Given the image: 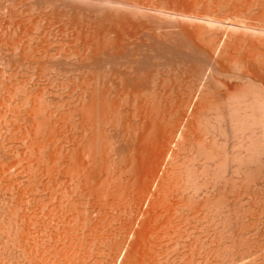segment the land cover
<instances>
[{
    "label": "bare ground",
    "instance_id": "1",
    "mask_svg": "<svg viewBox=\"0 0 264 264\" xmlns=\"http://www.w3.org/2000/svg\"><path fill=\"white\" fill-rule=\"evenodd\" d=\"M28 1V0H27ZM32 1V0H31ZM30 0H29V2H31ZM54 0H47V2L51 5H54L55 3H52ZM66 1V0H65ZM69 1V0H68ZM87 1V0H86ZM94 1H96L97 2V4H98V2L100 3H106V2H108L109 4H107L108 6L110 5V7H112V5H114V6H116V7H113V8H117V9H119L120 7L119 6H121L122 4H125V5H127V4H129L130 6H132V7H135V8H133V9H135V11H138V10H136V8H140L139 7V5H137V4H135V3H130V2H124L123 0H94ZM225 1H227V0H225ZM245 1V0H244ZM249 1V0H248ZM258 1H259V3H258ZM21 2H24V1H22L21 0ZM55 2H57V0L55 1ZM79 2V1H78ZM77 2V3H78ZM210 2V1H209ZM218 2V1H217ZM251 2V1H250ZM254 2V3H253ZM27 3V2H26ZM25 3V4H26ZM38 3V2H37ZM76 3V2H75ZM100 3V4H101ZM111 3H112V5H111ZM153 3V2H152ZM224 3V2H223ZM254 4V5H252V7H255V3H256V6L258 5V4H261L260 6H262L261 8H260V6L258 5L257 7H259V10L261 9V13H263L264 12V0H257V2L255 1V0H253L252 2H251V4ZM17 4H19V3H17ZM16 4V5H17ZM23 4V3H22ZM49 4H47L45 7H47L46 9L48 10V8H49ZM82 4H84V2L82 3ZM88 4V3H87ZM251 4H250V6H251ZM7 5H8V3H7ZM19 5H21V3L19 4ZM106 5V4H105ZM104 5V6H105ZM117 5H118V7H117ZM218 5H220V4H218ZM217 5V6H218ZM230 5V4H229ZM10 6V5H9ZM24 6V5H23ZM32 6H36V5H32ZM79 6V5H78ZM197 6V5H196ZM225 6V5H224ZM232 6V5H231ZM6 7V6H5ZM25 7V6H24ZM23 7V8H24ZM29 7V6H28ZM51 7H53V6H51ZM57 7V6H56ZM61 7V6H60ZM75 7V6H74ZM73 7V8H74ZM87 7H89V6H87ZM100 7V6H99ZM123 7H126L125 9H127L128 10V8H127V6H121V8H123ZM132 7H130V8H132ZM223 7V6H222ZM242 7V6H241ZM8 8V7H7ZM15 8V7H14ZM14 8H13V10H14ZM71 8V7H70ZM76 8V7H75ZM91 8H92V6H91ZM108 8V7H107ZM113 8H112V10H113ZM120 8V9H121ZM129 8V9H130ZM201 8V7H200ZM208 8V7H207ZM206 8V9H207ZM225 8V7H224ZM235 8V7H234ZM233 8V9H234ZM249 8V7H248ZM5 9V8H4ZM29 9H30V7H29ZM45 9V10H46ZM61 9H62V7H61ZM83 9V8H82ZM90 9V8H89ZM141 9V8H140ZM211 9V8H210ZM250 9H251V7H250ZM254 9V8H253ZM6 10V9H5ZM4 10V11H5ZM9 10H11L10 8H9ZM21 10H22V8H21ZM50 10V9H49ZM66 10V9H65ZM64 10V11H65ZM76 10H77V8H76ZM80 10H81V7H80ZM92 10H94V9H92ZM115 10V9H114ZM160 10H163V9H160ZM222 10H224V9H222ZM256 10V9H255ZM3 11V12H4ZM8 11V10H7ZM18 11V10H17ZM27 11V10H26ZM36 11V10H35ZM68 11V10H67ZM87 11V10H86ZM97 11V10H96ZM120 11V10H119ZM129 11V10H128ZM131 11V10H130ZM135 11H134V13H135ZM140 11V10H139ZM142 11H145V10H142L141 9V12ZM174 11V10H173ZM197 11V10H196ZM200 11V10H199ZM2 12V13H3ZM20 12V11H19ZM31 12V11H30ZM46 12V11H45ZM48 12V11H47ZM52 12L53 11H51V12H49V13H44V16H46V17H49L51 20L48 22V26H47V31H46V29H45V31L46 32H52L53 31V28L55 29V27H56V20H54V18H53V14H56L57 15V18H59L58 19V23L60 22V21H66V23H64V26L63 27H65V26H67L68 24H70L69 26H70V30H71V24H72V26H76L77 28L79 27V24H80V22L81 21H78V20H76V19H71V20H66V13H62V12H59V13H53L52 14ZM117 12H118V10H117ZM123 12V11H122ZM127 12V11H126ZM133 12V11H132ZM178 12H180V11H178ZM213 12V11H212ZM2 13H1V15H2ZM5 13V12H4ZM10 13V12H9ZM34 13V12H33ZM71 13V12H70ZM88 13V12H87ZM95 13V12H94ZM97 13V12H96ZM103 13V12H102ZM116 13V12H115ZM121 13V12H120ZM128 14H129V12H127ZM139 14H140V12H138ZM137 12H136V19H137V14H138ZM149 13V12H148ZM148 13H147V15H148ZM218 13H220V12H218ZM217 13V14H218ZM226 13V12H225ZM231 13V12H230ZM22 14V13H21ZM110 14V13H109ZM121 14H123V13H121ZM144 14V13H143ZM164 14V13H163ZM179 14V13H178ZM198 14V13H197ZM7 15V14H6ZM10 15V14H9ZM19 15V14H18ZM53 15V16H52ZM68 15V14H67ZM91 15V14H90ZM96 15V14H95ZM117 15V14H116ZM115 15V16H116ZM132 15H133V13H132ZM135 15V14H134ZM134 15H133V17H134ZM150 15V14H149ZM187 15V14H186ZM216 15V14H215ZM261 16H262V14H260ZM3 16V15H2ZM15 16V15H14ZM25 16V15H24ZM76 16V15H75ZM105 16V15H104ZM107 16V17H106ZM105 17H106V20H104L103 19V17H102V19H103V21L104 22H106L107 21V19H108V15H106ZM112 16H114V15H112ZM111 16V17H112ZM119 16H120V14H119ZM123 16V15H122ZM121 16V17H122ZM124 16H129V17H131V12H130V15H127V14H124ZM167 16V15H166ZM185 16V15H184ZM192 16V15H191ZM198 16V15H197ZM211 16V15H210ZM213 16V15H212ZM219 16V15H218ZM233 16V15H232ZM260 16V18H264V13H263V16L261 17ZM16 17V16H15ZM35 17V16H34ZM62 17H63V19H62ZM68 17H70L69 15H68ZM72 17V16H71ZM78 17V16H77ZM81 17V16H80ZM111 17H109V19L111 18ZM128 17V18H129ZM145 17H146V14H145ZM173 17H176V16H173ZM181 17V16H180ZM189 17V16H188ZM196 17V16H195ZM199 17V16H198ZM236 17V16H235ZM18 18V17H17ZM29 18V17H28ZM49 18H48V20H49ZM56 18V17H55ZM64 18H65V20H64ZM86 18H88V17H86ZM93 18V17H92ZM94 18H95V16H94ZM116 18V17H115ZM114 17L112 18V19H110L111 20V22L110 21H107L106 23H107V25L108 26H106V24L104 23H102L103 21L100 19L99 20V18H98V20H97V22H99V23H97L96 22V26L98 25V27H94V28H92L93 30H90V32H92L91 33V35L92 36H90L91 38H85L83 41H82V43L80 44V46H78L79 44L78 43H80V42H78V41H76V42H78L77 44V46H78V48L75 46V44H74V46L77 48H75L74 46H73V44H72V46H73V50L74 49H76V50H74V52H72L71 50V52L69 51H65V53H64V55H62L61 56V54L59 55V53H56L55 51H53V50H50L51 52H54V54L52 53H50V51H49V48L46 46V47H44L45 45L44 44H42V45H44L43 47H37V49L35 50L36 52H34V53H36V54H34L33 53V55L35 56V57H37L38 59H37V61H40V60H42V59H45V58H47V60H48V58L49 59H51V60H54V58H59V57H61V58H63L64 59V61L66 60L68 63H70V64H75V63H78V66H77V68H78V71L76 70V71H73V70H71V72L73 71L74 72V74H79V75H82V76H87V77H82V78H86L87 79V83H85L84 81H86V79L85 80H82V85H81V92H82V90H84V92H82V93H84L83 95H82V93H80V91H79V93L83 96H81L80 94V96H81V99H79V101L80 100H84L83 98L84 97H86L85 99L87 100V102L85 103V102H83V101H81V102H83L84 104H82L81 102V104L79 105V106H84V110H82L81 111V114H80V116H81V118H83L84 120H85V115L87 114V119H86V121H84L85 123L87 122V124H85V126L84 127H87V132L85 131L86 129L84 128V133H87L86 135L83 133V135L84 136H86V137H83V135H81L82 133L80 132V134H79V136H82L81 138H86L87 140V153H85V150H86V148L84 149V147H82L83 148V150L84 151H82V150H80V152L82 151L84 154H87V159L85 158V157H83V156H86V155H83L82 156V154L79 152V155H81V157H78L79 155H77L78 153H75L76 152V150L74 151V153H70L71 151L70 150H72V148H73V146H75V144L74 145H72L73 143H71L69 140H67V134L65 135L66 137L65 138H62V137H64V134L66 133H64L63 132V130H62V132H61V129L62 128H64V130L66 129L65 127H62L61 128V126L63 125V124H61L60 125V127H57L58 125L57 124H59L60 122H58V121H61V120H58V121H56V119H54V118H52L53 120H51V121H49L50 123V130H48L49 128H48V124L46 123H41L40 122V120H37L36 121V118H38L39 117V113H41V111H40V109H39V100H40V98L38 99V95L32 100V101H30V104H31V110L28 112V113H26V115H28V117L29 118H27L26 120L28 121V119H29V121L31 122V123H29V125H28V127L29 128H26V129H28L27 131H26V133L24 132V134L25 135H23L24 137H23V141L22 142H24L25 143V141H27V146L26 145H24V147H23V145H21L24 149H26L27 148V150L29 149L30 150V152L31 153H29V155L26 157V158H28L29 159V156L31 157V155L30 154H33V152H34V150H39L40 152V154L38 155V152H36L35 154H36V156H35V154H33L34 155V158H33V155H32V159L29 161V160H27L26 162L27 163H25V165H23V158H21L22 159V161H19L20 160V158L19 159H17L18 160V162L15 160L16 159V157H19V156H21V155H18V154H16L17 152L15 151L16 149H17V147H16V149L14 148L15 147V145H13V142L11 141V143L10 144H12L14 147V149L15 150H13L11 147H12V145H10V148L13 150V151H15V154H14V152L13 153H11V152H9V151H7L8 153H9V155L10 154H12V155H15L14 157H12V155H10V156H8V153H7V155H3L2 153V150L0 151V155L2 154V156H4L3 158L5 159H3L2 158V156H1V158H0V182L1 181H5L6 183H10L11 184V186H10V188L8 189V188H5V191H4V188L2 187V185L5 183H2L1 184V187L2 188H0V189H3V191L1 190L0 191V194L2 193V192H5V195H6V193L8 192V191H10V194H9V197H8V195H6L7 197H8V200L6 199L7 197H5V199L7 200V202L4 200V202H2L1 200V203L0 204H2V205H5V206H2L3 208H4V212H3V209H2V211L1 212H3V213H1L0 214V217H2L3 216V218H4V216H5V219H3V218H1L0 219V264H89V263H92L91 261H93L95 264H97V262H98V260L100 261L99 263L101 264L102 262L104 263V261H105V259L104 258H102V257H100L101 259H102V261L100 260V259H98L99 257L98 256H100L99 254H104V252L103 251H106L107 250V248L106 247H108V249H109V245L108 244H110V243H112L110 240H109V236H108V240H106L104 237H105V233L103 232V231H101V229L99 228L98 229V227H99V225H98V223L99 222H96V221H94L93 222V224L91 223L93 220H96L97 218H89V217H93L92 215H93V213L92 214H90L91 216H89V214H88V212L89 211H91V209L93 210V209H96V210H93V211H97V212H99L100 210L102 211V209L103 210H108L107 209V207H106V209L104 208V205L106 206V204L108 205V203L110 204V202H108L107 203V201H114L112 198H116V199H118V200H115L113 203H115V204H112V207L109 205L108 206V208H112V210H113V208H114V210L115 209H117L119 206H117L116 204H118L119 202H120V199L122 200V198H124L123 199V201H121V203L120 204H122V202H124L123 204H127V202L130 204L131 202H134L136 199V197L137 196H139L138 197V199H139V201L137 202V204L136 205H138V203H139V205L138 206H140V203H146L147 201H149V204L151 203V205H152V210H151V206L150 205H147V207L148 206H150V207H148V210L145 208L144 210H146V211H149L146 215H144L143 213H142V218L144 217V216H148L147 218V221H146V223H145V225L143 226V228H142V226H141V228H142V230H141V228H140V230L138 231L137 230V234H135V236L134 237H136V240H138L137 241V243L135 242V240L134 241H131L132 243H133V245H130V242H129V246L130 247H132V246H134V243H136L135 245H136V247H135V249H133L134 251H133V254H132V248H129V246H127L128 248L127 249H130L131 250V252H130V250H128L127 252H129L130 254H132V255H128V253H126L125 255H127L126 257L124 256V257H121V259H124V262H122V264H171V259L169 258V250H170V245H172V242L174 241H176V243L175 244H178V243H181L180 242V240H181V238L183 237V234L182 235H180V233H182V231H184V230H182V226H181V224L182 223H180L181 221H180V219L181 218H179V216L180 215H178L179 214V211H182L183 209H181V207H179V205H181L178 201V196L177 195H179L178 193H180V191H177V190H179V189H175L176 191H174V188L173 187H171V182L173 181L172 179H174L175 178V176H177L176 174H175V176L174 177H171L170 178V176H172L173 175V173L174 172H170V163H168V160H172V158H170L169 159V156L170 155H172V152H173V145L175 144V142L176 141H179L180 139H181V142H182V135L183 134H185L184 132L186 131H184V128L187 126V122H186V119H185V116H187L186 115V108H189L190 106H191V104H193L192 102L194 101V99L197 97V95L199 96V94L201 95L202 93H204V91L207 89V87H209V84H207L208 83V80H209V78L211 77L212 78V76H213V78H214V76H215V74H217V76L219 75V76H221V77H225V79H229V81H233L234 79L235 80H241L242 81V83L245 85V87L243 86V88H240L239 87V83L237 82V84H234V83H236V82H229V81H225V82H222V81H224V79H222V81L221 80H216V83H217V81H218V83H217V85H222V86H224V87H226L229 91H231V92H227V93H229L228 94V96L227 95H225V96H227V102L225 101V103L227 104V111H230V112H228V114L230 113L231 115H234V114H237V115H240L241 117H239L240 118V121H238L239 120V118H238V116H234V119H233V116H231L230 118H232V120L235 122V123H240V125H245L244 126V128H246V129H249V126L252 124V125H254V123H256V124H261L260 125V127H261V129H260V127L258 128L257 127V125H256V127H253V129L254 128H258V129H254L255 131H256V133H257V131L259 130L260 132H258L257 134H258V139H256L255 138V140L257 141V140H259L260 141V143H258L259 141H257L256 143L258 144L257 146H256V148H258V149H256V148H253V147H255V145H256V143H255V140L254 141H249L250 143H254V145H253V143L252 144H250V143H248V144H250V147L253 145V149L251 150V148L249 149V147H248V151H246V148L245 147H243L244 149H245V151H246V154H245V151H244V158H242L241 159V161H243L242 162V164L241 165H243L245 162H247L248 164H247V167H248V165H250V166H252L251 164H249L250 162H253V164H254V162H256L255 164H254V166H256L257 165V163L259 162V164H258V166H259V169H260V167L262 166L263 168L261 169V170H264V164H262L261 166H260V163H264V158H262V157H264V155L263 156H261L262 155V153L264 154V23H263V20H261L260 22L261 23H263V24H260V25H262V26H259V24H258V26L257 25H255L256 23L254 22V25L255 26H253V24H250V23H246V24H248L247 25V32H245L246 31V29H245V31H242L241 29H238V27L239 26H237V30H233L234 28H233V24L234 23H236L235 21H234V23H232V25H231V27L229 26V30L230 31H234L233 33L235 34L236 32V34H235V36H233V34H231V36H229L230 35V33L231 32H229L227 35L229 36L228 38H223V36L221 35V38L219 39V42H216V43H209L210 45L208 46V44H207V41H210V40H212V39H210L211 38V36L209 35V33H208V35L210 36V38H208L207 36V38L209 39V40H207V38L204 36V35H202L203 34V32L205 31H200V27H201V23L199 24L200 25V27H198L199 28V31L201 32H199L198 30V35H194V32L196 31V30H194V32L192 31V29L190 30L192 33V35H194L195 37H196V39H195V37L194 36H190L191 34L189 33V30L187 31L186 29H185V34L186 33H188L189 35H187V36H190L189 38L191 39V37H192V39L190 40L187 36V41L189 40L190 41V43L191 44H193V46L190 44V46L191 47H194V51L196 50V52H197V50H198V52H200V54L199 53H197V56L199 55V57H197V56H193L194 54L196 55V52H194L193 54H192V52H190L189 54L191 55V58L192 59H190V61L191 60H195L196 59V57L197 58H199L200 59V61H202V62H198L199 61V59H198V63L196 62V65H195V61L193 62L194 63V65L193 66H191V65H189V67L191 66V68H190V70H189V68H188V66H187V70H185V71H188L189 72V75H187L186 77H183V71L182 72H180V73H182V75L177 71V69H175V71L174 72H176L177 71V73L178 74H180V76H178V77H180L179 79H178V77L177 76H175V77H177V79H176V84H175V86H174V82L171 84V85H173L172 87L173 88H169V86L168 85H170V84H168L167 83V81H169V79L171 80V79H175V77H174V75H176L177 73H174L173 74V76H171V68L169 67V70L167 71V69H165V68H168V66L169 65H167V64H169L170 63V65L171 64H173V63H171V62H167L168 60H166V65L167 66H165V62H163V65H161V63H160V65L159 64H157V65H154V66H151V65H153L152 63L153 62H151V63H149L150 61H151V59H150V57L149 58H147V53L145 52L144 54H143V52H144V50H145V48H144V50H143V47L142 46H145V44L147 45L149 42H147L146 43V41H144V39L146 38V40H147V37H149V36H147L148 34L147 33H149V35L151 36V33L150 32H147V30H148V28H150V27H148V28H146L145 27V25L143 24V22L142 23H140L139 21V23L142 25H140L142 28H140V26H139V30H138V27H137V30H134V29H136V24L134 23L133 25H134V27L133 26H130V29H129V27H126V25L125 26H123V25H120V26H117V25H119V24H123L124 22L125 23H127L128 21H129V23L131 22V20H128L127 18V20L128 21H126V20H123V19H121L120 17L118 18L119 20H121V21H118V20H114L113 21V19H115ZM132 18V17H131ZM206 18H208V17H206ZM239 18V17H238ZM256 18V17H255ZM4 19V18H3ZM21 19V18H20ZM68 19V18H67ZM145 19V18H144ZM156 19V18H155ZM190 19V18H189ZM194 19V18H193ZM210 19V18H209ZM213 19V18H212ZM225 19V18H224ZM83 20V19H82ZM94 20V19H93ZM138 20V19H137ZM137 20H135V21H137ZM149 20V19H148ZM159 20V19H158ZM161 20V19H160ZM165 20V19H164ZM173 20H174V18H173ZM172 20V21H173ZM201 20V19H200ZM227 20V19H226ZM233 20V19H232ZM260 20V19H259ZM0 21H2V20H0ZM21 21V20H20ZM22 21H23V19H22ZM87 21V20H86ZM101 21V22H100ZM118 21V22H117ZM122 21H123V23H122ZM5 22V21H4ZM7 22V21H6ZM28 22V21H27ZM33 22V21H32ZM45 22H46V20H45ZM108 22L109 23H113L114 25H116L114 22H116L117 23V27L116 26H112V25H109L108 24ZM146 22V21H145ZM150 22H152L151 20H150ZM149 21H148V23H150ZM159 22V21H158ZM200 22V21H199ZM222 22V21H221ZM232 22V21H231ZM239 22V21H238ZM240 22H242V23H244V21L242 20V21H240ZM239 22V23H240ZM247 22V21H246ZM249 22V21H248ZM259 22V23H260ZM2 23V22H1ZM29 23V22H28ZM57 23V24H58ZM128 23V25H132L131 23L129 24ZM147 23V22H146ZM208 23H210L209 21H208ZM214 23H217V22H213V24ZM219 23V22H218ZM225 23V22H224ZM239 23H236V24H239ZM14 24V23H13ZM20 24V23H19ZM32 24H34V23H32ZM138 24V23H137ZM167 24V23H166ZM203 24V23H202ZM223 24V23H222ZM24 25H25V23H24ZM63 25V24H62ZM82 23H81V27H82ZM89 25H90V23H89ZM204 25H206L207 26V29H208V25L207 24H205L204 23ZM203 25V26H204ZM211 25V24H210ZM217 25H219V24H217ZM235 25V24H234ZM240 25H241V23H240ZM7 26H10V25H7ZM36 26V25H35ZM58 26H59V24H58ZM68 26V27H69ZM162 26V25H161ZM198 26V25H197ZM206 26H205V28H206ZM214 26V25H213ZM221 26V25H220ZM244 26V25H243ZM243 26H241V27H243ZM13 27V26H12ZM25 27V26H24ZM60 27V26H59ZM131 27L133 28L132 30H131ZM152 27V26H151ZM154 27H156V26H154ZM154 27L153 28H150L151 30L152 29H154ZM177 27V26H176ZM180 27H182V26H180ZM236 27V26H235ZM4 28V27H3ZM45 28V27H44ZM156 28H159V26L158 27H156ZM155 28V29H156ZM162 28V27H161ZM174 28H175V26H174ZM185 28H186V26H185ZM192 28H193V26H192ZM209 28H210V26H209ZM211 28H213V27H211ZM215 28V27H214ZM226 28V27H225ZM245 28H246V26H245ZM15 29V28H14ZM65 29V28H64ZM69 29V28H68ZM68 29H67V31H68ZM73 29V28H72ZM80 28H78V29H76V31L77 30H79ZM81 29H86L85 30V34L87 35V23H86V26L85 27H82ZM181 29H183L184 30V28H181ZM181 29H179V31L180 32H184V31H182ZM188 29V28H187ZM197 29V28H196ZM202 29V28H201ZM216 29V28H215ZM218 29V28H217ZM224 29V28H223ZM9 30H10V27H9ZM39 30V29H38ZM56 30V29H55ZM162 30H164V29H162ZM173 30V29H172ZM203 30V29H202ZM210 30V29H209ZM209 30H207V32L209 31ZM212 30V29H211ZM222 30V29H221ZM228 30V31H229ZM239 30L241 31L240 33H239ZM33 31V30H32ZM58 31V30H57ZM73 31H75V30H73ZM80 31V30H79ZM79 31H77L76 33L77 34H80V32ZM157 31V30H156ZM167 31V30H166ZM166 31H164V32H166ZM176 31V30H175ZM187 31V32H186ZM216 31V30H215ZM227 31V30H226ZM13 32H15V30L13 31ZM25 32V31H24ZM27 32V31H26ZM37 32V31H36ZM81 32H82V30H81ZM153 32H155V31H153ZM152 32V33H153ZM158 33H155V34H157L156 35V37L158 36V38H160L159 37V35H165L164 34V32H161V29L160 30H158L157 31ZM160 32V33H159ZM172 34H173V32L174 31H170ZM170 32H169V34H170ZM179 32V33H180ZM210 32V31H209ZM243 32V33H242ZM245 32V33H244ZM4 34H5V32H3ZM23 33V32H22ZM32 33V32H31ZM53 33H54V31H53ZM161 33H163V34H161ZM168 33V32H167ZM174 33H176V32H174ZM196 33V32H195ZM206 33V32H205ZM12 34H15V33H12ZM20 34V33H19ZM33 34V36H34V33H32ZM68 34V33H67ZM72 34V33H71ZM147 34V35H146ZM159 34V35H158ZM181 34V33H180ZM180 34H178L177 35V33L175 34L176 36H178V40H180V39H185L186 37L182 34V35H180ZM207 34V33H206ZM223 34H226V33H223ZM238 34V35H237ZM28 35V34H27ZM46 35V34H45ZM44 34H43V36H45ZM51 35V34H50ZM85 35V36H86ZM153 35V34H152ZM174 35V36H175ZM215 35V34H214ZM217 35H218V33H217ZM226 35V36H227ZM237 35V36H236ZM1 36V35H0ZM16 36V35H15ZM21 36V35H20ZM32 36V35H31ZM48 36V35H47ZM78 36V35H77ZM147 36V37H146ZM184 36V37H183ZM198 36V37H197ZM30 37V36H29ZM40 37H41V35H40ZM46 37V36H45ZM44 37V38H45ZM66 37H68V36H66ZM80 37V36H79ZM153 37V36H152ZM154 37H155V35H154ZM152 38V39H154V40H156V37L155 38ZM165 37H167V35L165 36ZM169 38H173L174 39V41L176 40V38H174V37H172V36H168ZM181 37V38H180ZM215 37V36H214ZM219 37V36H218ZM15 38V37H14ZM18 38V37H17ZM27 38V37H26ZM39 38V37H38ZM50 38H51V36H50ZM49 38V39H50ZM60 38V37H59ZM62 38V37H61ZM64 38V37H63ZM151 38V37H150ZM162 38V37H161ZM229 38H231V39H229ZM1 39H3L2 37H1ZM28 39V38H27ZM48 39V40H49ZM56 39V38H55ZM149 39V38H148ZM151 39V41H153ZM165 39H167L168 40V38H165ZM182 39V40H183ZM216 39H218V38H216ZM227 39H229V40H227ZM6 40V39H5ZM4 40V41H5ZM11 40H13L12 38H11ZM22 40H24V39H22ZM26 40V39H25ZM24 40V41H25ZM35 40V39H34ZM42 40V39H41ZM66 40V39H65ZM76 40V39H75ZM81 40H82V38H81ZM161 40V39H160ZM170 40H172V39H170ZM169 40V41H170ZM182 40H181V46H183L185 43V47L182 49V47L180 46V45H178V50L179 51H181V50H183V52L185 53V49H187V46L189 45L185 40H183V42H182ZM10 41V40H9ZM21 41V40H20ZM20 41H17V42H15L13 45V48L14 49H16V51H18V49L20 50V46L21 45H23V44H21L20 43ZM27 41V40H26ZM28 41H30L29 39H28ZM31 41L33 42V39H31ZM35 41H38V40H35ZM51 40H49V42L48 43H52V42H50ZM56 41V40H55ZM59 41V40H58ZM64 41V40H63ZM142 41V42H141ZM148 41V40H147ZM149 41H150V39H149ZM162 41V40H161ZM160 41V42H161ZM173 41V42H174ZM14 42V41H13ZM31 42V43H32ZM39 42V41H38ZM42 42V41H41ZM43 42H45V39H44V41ZM47 42V41H46ZM75 42V43H76ZM138 42H140V43H138ZM155 42H158V41H154L153 43H155ZM166 42V41H165ZM165 42H161V44H159V45H162V43H165ZM212 42H214V41H212ZM23 43V42H22ZM28 43H30V42H28ZM54 43V42H53ZM60 43V42H59ZM58 43V44H59ZM62 43V42H61ZM65 43V42H64ZM145 43V44H144ZM167 43H171V42H167ZM177 43V42H176ZM175 43V44H176ZM180 43V41H178V43L177 44H179ZM184 43V44H183ZM21 44V45H20ZM40 44V43H39ZM57 44V43H56ZM57 44V45H58ZM69 44V43H68ZM150 44H152V43H150ZM176 44V45H177ZM188 44V45H187ZM1 45V44H0ZM28 45V44H27ZM26 45V46H27ZM35 45V44H34ZM33 44H32V46H34ZM47 45H49V44H47ZM51 45V44H50ZM187 45V46H186ZM2 46V45H1ZM28 46H30V44L28 45ZM52 46V45H51ZM50 46V47H51ZM59 46V45H58ZM62 46H63V43H62ZM71 46V47H72ZM154 46V45H153ZM155 46H157V45H155ZM163 47L164 46H166V44L164 45H162ZM162 46H160V47H162ZM175 46V45H174ZM179 46L181 47V48H179ZM12 47V46H11ZM35 47V46H34ZM53 47V46H52ZM57 47V46H56ZM71 47H69V49H72ZM141 47H142V50H141ZM148 47H150V46H148ZM159 47V46H158ZM162 47V48H163ZM172 48H173V45L171 46ZM177 47V46H176ZM189 47V46H188ZM191 47H189V48H191ZM1 48V47H0ZM3 48H5V47H3ZM31 48V47H30ZM30 48H27V47H22V49H21V51L22 52H20V53H22V54H20V55H22V56H26L27 54H26V51H28V50H31ZM61 48V47H60ZM157 48V47H156ZM188 48V49H189ZM6 49V48H5ZM50 49H52V48H50ZM147 49H149V48H147ZM146 49V50H147ZM177 50V48H174V50ZM192 49V48H191ZM190 49V51H192ZM8 50V49H7ZM6 50V51H7ZM58 50V49H57ZM56 50V51H57ZM63 50H64V48H63ZM62 50V51H63ZM66 50V49H65ZM152 49H150V52H152L151 51ZM156 49L154 48V51H155ZM158 50V49H157ZM159 50H160V48H159ZM164 50V51H163ZM163 50L161 51V53H163L162 55L164 56V57H166L167 56V54H168V52L170 51V52H172L171 50L172 49H167V47L164 49L163 48ZM177 50V51H178ZM15 51V50H14ZM15 51V52H16ZM142 51V52H141ZM178 51V52H179ZM160 52V51H159ZM169 52V53H170ZM177 52V53H178ZM188 52H189V50H187V57H189L188 55ZM0 53H1V51H0ZM11 53V52H10ZM30 53V52H29ZM32 53V52H31ZM153 53V52H152ZM151 53V54H152ZM156 53V52H155ZM160 53V54H161ZM176 53V52H175ZM174 53V56L176 57V54ZM183 53V54H184ZM9 53H7V55H8ZM17 53H15V55L14 56H17L16 55ZM23 54H26V55H23ZM157 54H158V51H157ZM159 54V55H160ZM183 54H177L178 55V58H181V57H184V56H180V55H183ZM202 54H204L203 56L205 57V55H206V57L204 58L203 57V59H206V61L204 60L203 61V59L201 60V58L200 57H202V56H200V55H202ZM239 54H240V56H239ZM10 55V54H9ZM29 55V54H28ZM142 55H143V57H142ZM153 55V54H152ZM171 55H173V54H171ZM171 55L169 56V57H171ZM185 55V56H186ZM149 56H151L150 54H149ZM180 56V57H179ZM195 58V59H193V57ZM235 56H238V57H236L235 58ZM18 57H21V56H18ZM52 57H53V59H52ZM154 57H156V54L154 55ZM153 56H152V58H154ZM164 57H163V59H164ZM7 58V57H6ZM16 58V57H15ZM25 58V57H24ZM28 58V57H27ZM34 58V57H33ZM60 58V59H61ZM157 59H158V57H156ZM159 58H160V56H159ZM174 57H172L171 59H173ZM190 58V57H189ZM234 58V59H233ZM4 59V58H3ZM8 59V58H7ZM21 59V58H20ZM148 59H150V61H148ZM161 59V58H160ZM182 59V61L181 62H183V59H185V58H181ZM188 59V58H187ZM235 60V65L233 64V63H231V65L233 64L234 66H239L241 63L243 64V66L245 67V70L244 71H240V69H238V68H235L234 66V68L233 67H231L233 70H234V72L233 71H229V70H227V69H225V67L223 68V66H225V64H226V61H230V60ZM16 60H18V59H16ZM15 60V61H16ZM21 60H23V59H21ZM33 60V59H32ZM56 60V59H55ZM153 60V59H152ZM176 60V59H175ZM4 61H6V59L4 60ZM4 61H3V63H4ZM9 62H10V60H8ZM14 61V60H13ZM20 61V60H19ZM49 61V60H48ZM58 61H60L59 59H58ZM155 61V60H154ZM164 61V60H163ZM171 61V60H170ZM174 61V60H173ZM180 61V60H179ZM178 61V62H179ZM189 61V60H188ZM187 61V62H188ZM7 62V61H6ZM22 62V61H21ZM25 62H26V60H25ZM30 62V61H29ZM184 62H185V60H184ZM3 63L1 64V62H0V64L1 65H3ZM17 63H18V61H17ZM35 63V62H34ZM39 63V62H38ZM45 63V62H44ZM48 63V62H47ZM52 63V62H51ZM50 63V64H51ZM55 63V62H54ZM53 63V64H54ZM61 63V62H60ZM180 63V62H179ZM178 63V64H179ZM193 63H190V64H193ZM59 64V63H58ZM154 64H156V63H154ZM174 64H175V62H174ZM177 64V63H176ZM181 64V63H180ZM242 64H241V66H242ZM4 65H5V63H4ZM8 65H9V63H8ZM11 65V64H10ZM22 65H24V64H22ZM46 65V64H45ZM48 65H49V63H48ZM56 65V64H55ZM5 66H7V65H5ZM21 66V65H20ZM42 66V65H41ZM65 66H67V65H65ZM155 66H156V68L158 69H156L155 68ZM157 66H159V68L157 67ZM165 66V67H164ZM172 66V65H171ZM174 66V65H173ZM185 66H186V63H185ZM184 66V67H185ZM229 66H230V64H229ZM2 67V66H1ZM8 67V66H7ZM22 67V66H21ZM27 67V66H26ZM48 66H46V68H47ZM53 67H54V65H53ZM52 67V68H53ZM60 67V66H59ZM69 67V66H68ZM163 67V69H161ZM193 67V68H192ZM243 67V68H244ZM3 68H4V66H3ZM3 68H1V70L3 69ZM28 68V67H27ZM35 68V67H34ZM43 68V67H42ZM50 68H51V66H50ZM65 68V67H64ZM76 68V69H77ZM155 68V69H154ZM175 68V67H174ZM174 68H172V69H174ZM180 68V67H179ZM239 68H241L240 66H239ZM7 69V68H6ZM69 69V68H68ZM72 69H73V67H72ZM151 69V70H150ZM4 70V69H3ZM8 70V69H7ZM10 70V69H9ZM8 70V71H9ZM44 70V69H43ZM50 70V69H49ZM48 70V72L50 73V71ZM52 70V69H51ZM57 70V69H56ZM155 70L157 73H154L153 71ZM182 70V69H181ZM237 70V71H236ZM5 71V70H4ZM15 71V70H14ZM18 71V70H17ZM20 71V70H19ZM32 71V70H31ZM42 71V70H41ZM40 71V72H41ZM46 71V70H45ZM55 70H54V68H53V71L52 72H54ZM70 71V70H69ZM165 71H167V72H165ZM173 71H172V73H173ZM236 71V72H235ZM1 72V71H0ZM44 72V71H43ZM47 72V73H48ZM61 72H63L62 70H61ZM60 71L58 72V74L59 73H61ZM72 72V73H73ZM168 72H170V73H168ZM7 74V71L6 72H4V73H2L1 72V74ZM9 73V72H8ZM46 73V72H45ZM47 73H46V75H47ZM55 73V72H54ZM66 73V72H65ZM64 73V74H65ZM70 74V73H68V75H66V76H69L70 77V75H73V74ZM44 73H42V75H43ZM58 74L56 73V75L58 76ZM156 74H158V77L160 76L159 74H163V77L164 78H162V76H161V78L164 80H162L161 78H160V80L159 81H162V82H166L163 86H161V84H160V87H159V83H161V82H159L157 79H158V77H156L157 79H155V81L157 80L159 83H157V82H153L154 81V77L152 78V76L153 75H156ZM185 74H188L187 72L185 73ZM7 75H9V74H7ZM6 75V76H7ZM50 75V74H49ZM55 75V74H54ZM61 75V74H60ZM2 76H4V75H2ZM17 76V75H16ZM40 76V75H39ZM44 76V75H43ZM62 76V75H61ZM63 76H65V75H63ZM65 76V77H66ZM218 76V77H219ZM10 77V76H9ZM41 77V76H40ZM55 77V76H54ZM53 77V78H54ZM74 77V76H73ZM72 77V78H73ZM79 77V76H78ZM173 77V78H172ZM223 77V78H224ZM227 77V78H226ZM3 78H5V79H7L5 76L3 77ZM27 78V77H26ZM25 78V79H26ZM32 78V77H31ZM44 78V77H43ZM47 78V77H46ZM58 78V77H57ZM63 78V77H62ZM75 78H77V76L75 77ZM81 78V79H82ZM210 78V79H211ZM2 79V78H1ZM10 79H11V77H10ZM10 79H8L9 81H10ZM14 79V78H13ZM23 79V78H22ZM41 79V78H40ZM56 79V78H55ZM79 79V78H78ZM152 79H153V81H152ZM196 79V82L194 81H192V80H195ZM220 79V78H219ZM4 80V79H3ZM15 80V79H14ZM13 80V81H14ZM44 80V79H43ZM52 80V79H51ZM69 80V79H68ZM150 80H151V82H153L155 85H156V87L158 86L159 88L158 89H156V87L154 86V84H152V83H150ZM177 80H179L178 82H177ZM213 80V79H212ZM11 81H12V79H11ZM35 81V80H34ZM38 81V80H37ZM75 81V80H74ZM211 81V80H210ZM214 82H215V80H213ZM67 82V81H66ZM79 82V81H78ZM186 82H188V86H187V84H186ZM240 82V81H239ZM0 83H2V82H0ZM8 83V82H7ZM10 83V82H9ZM38 83V82H37ZM56 83V82H55ZM72 83V82H71ZM99 83H101V84H99ZM241 83V84H242ZM4 84H5V82H4ZM12 84V83H11ZM83 84H84V87H83ZM85 84H87V86H85ZM150 84L151 85H153L154 86V88L156 89V91H153V90H155L154 88H152L151 86H150ZM166 84H168L167 85V87H166ZM183 84H184V86H183ZM70 85V84H69ZM74 85V84H73ZM170 85V86H171ZM214 85H216V84H214ZM2 86V85H1ZM0 86V87H1ZM4 86V85H3ZM6 86V85H5ZM10 86V85H9ZM24 86V85H23ZM66 86V85H65ZM181 86L182 87H184V90H185V86H187L186 88V90L185 91H183V90H180L181 89ZM221 86V90H222V87ZM7 87H8V85H7ZM6 87V88H7ZM10 87H13L12 85L10 86ZM9 87V88H10ZM31 87V86H30ZM29 87V88H30ZM45 87V86H44ZM60 87V86H59ZM68 87V86H67ZM73 87V86H72ZM219 86H217V88H218ZM82 88H84V89H82ZM87 88V89H86ZM176 88L178 89V92H179V90H180V92L183 94V92H186V96L185 97H183L182 98V100L183 101H180L179 103L181 104H179L180 105V107L178 106V108H176L175 106V108H173V106L171 105V103L173 104V101H171V99L168 101V100H166V98H164V95L167 93L168 94V92L169 91H174V90H176ZM214 88V87H213ZM21 89V88H20ZM63 89V88H62ZM189 89V90H188ZM209 89V88H208ZM212 89V87H211V85H210V90ZM216 89V88H215ZM219 89V88H218ZM224 89V88H223ZM227 89H225V90H227ZM238 89H241V90H238ZM0 90H2V88L0 89ZM12 90V89H11ZM18 90V89H17ZM33 90V89H32ZM31 90V91H32ZM48 90V89H47ZM66 90V89H65ZM65 90H63V91H65ZM73 90H75V89H73ZM72 90V91H73ZM80 90V89H79ZM221 90H219V92H221ZM224 90V91H225ZM8 91V90H7ZM13 91V90H12ZM172 91L170 92V93H172ZM183 91V92H182ZM207 91V90H206ZM205 91V92H206ZM213 90H211L210 92H212ZM218 91V90H217ZM3 91H1V93H2ZM9 92V91H8ZM27 92V91H26ZM52 92V91H51ZM77 92V91H76ZM76 92H74V94L76 93ZM176 92H177V90H176ZM177 92V93H178ZM195 92V93H194ZM198 92H199V94H198ZM209 92V93H210ZM216 91H213V93H215ZM225 92V93H226ZM11 93V92H10ZM24 93H25V91H24ZM33 93V92H32ZM37 92H35V94H36ZM86 93H87V96H86ZM174 93V92H173ZM45 94V93H44ZM43 94V95H44ZM77 94V93H76ZM180 94V93H179ZM208 94V93H207ZM212 94V93H211ZM6 93L3 95L2 94V99H5L4 97H6ZM11 95V94H10ZM24 95V94H23ZM30 95V94H29ZM42 95V96H43ZM58 95V94H57ZM72 95V94H71ZM172 95V94H171ZM212 95H214V94H212ZM211 95V96H212ZM218 95V94H217ZM8 96H9V94H8ZM25 96V95H24ZM32 96V95H31ZM41 96V97H42ZM48 95H46L45 97H47ZM64 96V95H63ZM80 96H78V97H80ZM183 96H184V94H183ZM204 96V95H203ZM210 96V95H209ZM210 96V97H211ZM216 96V95H215ZM219 96H220V94H219ZM18 97V96H17ZM44 97V98H45ZM56 97V96H55ZM77 97V98H78ZM166 97V96H165ZM207 97H208V95H207ZM209 97V98H210ZM217 98H218V96H216ZM9 98H10V96H9ZM169 98V97H168ZM222 98V97H221ZM13 99V98H12ZM27 100H25L24 99V101H28L29 100V97L28 98H26ZM37 99H38V102H37ZM42 99V98H41ZM71 99H72V97H71ZM201 99V98H200ZM204 99V98H203ZM202 99V100H203ZM205 99H207V98H205ZM211 99V98H210ZM213 99V98H212ZM212 99H211V101H212ZM214 99H215V97H214ZM14 100V99H13ZM12 100V101H13ZM58 100H59V98H58ZM86 100H84V101H86ZM197 100V99H196ZM202 100H200L201 101V104H202ZM207 100H209V99H207ZM206 100V101H207ZM217 100H219V99H217ZM223 100V99H222ZM5 100H3V102H4ZM21 101V100H20ZM49 101H50V99H49ZM210 101V102H211ZM224 101V100H223ZM45 102H46V100H45ZM44 102V104H46ZM77 102H78V100H77ZM171 102V103H170ZM182 102V103H181ZM196 102H199V101H196ZM209 102V101H208ZM210 102H209V104H210ZM213 102V101H212ZM217 102V101H216ZM9 103V102H8ZM12 103V102H11ZM27 103H29V101L27 102ZM64 104H65V102H63ZM68 103V102H67ZM194 103H195V101H194ZM200 103V102H199ZM221 103H222V101H221ZM224 103V104H225ZM4 104V103H3ZM6 104V103H5ZM10 104V103H9ZM19 104H21V102L19 103ZM26 104V103H25ZM58 104H59V102H58ZM77 104V103H76ZM86 104H87V106H86ZM218 104L220 105V102H218ZM217 104V105H218ZM225 104V105H226ZM7 105V104H6ZM15 105V104H14ZM17 105H18V103H17ZM24 105V104H23ZM43 105V104H42ZM212 105L215 107V105L216 104H213L212 103ZM211 104H210V107L212 106ZM1 106H2V104H1ZM10 106V105H9ZM25 106V105H24ZM26 106H28V104H26ZM40 106H41V104H40ZM60 106V105H59ZM62 106V105H61ZM67 106V105H66ZM72 106V105H71ZM81 106V107H82ZM86 106V107H85ZM209 105H207V106H204L205 107V109H206V107H208ZM224 106V105H223ZM11 107V106H10ZM23 107V106H22ZM42 107V106H41ZM48 107V106H47ZM80 107V109H82ZM186 107V108H185ZM196 107V106H195ZM200 107V106H199ZM214 107H212L213 108V111H214ZM226 107V106H225ZM6 108V107H5ZM9 108V107H8ZM19 108V107H18ZM29 108V107H28ZM44 108V107H43ZM46 108V107H45ZM49 108H50V105H49ZM53 108H56L57 109V107H53ZM64 108V107H63ZM67 108V107H66ZM75 108V107H74ZM85 108L87 109V110H85ZM185 108V109H184ZM191 108V107H190ZM202 108V107H201ZM212 108H211V113H212ZM223 108V107H222ZM221 107H218V109H217V107H216V110L215 111H217L218 112V110L219 109H222ZM20 109V108H19ZM51 109V108H50ZM56 109H53V110H55L56 111ZM62 109V108H61ZM68 109V108H67ZM184 109V110H183ZM196 109V108H195ZM194 109V110H195ZM200 109V108H199ZM203 109V108H202ZM202 109H200V110H202ZM207 109H209V108H207ZM206 109V110H207ZM23 110V109H22ZM25 110V109H24ZM45 110V109H44ZM62 110H64V109H62ZM71 110V109H70ZM76 110V109H75ZM78 110V109H77ZM197 110V109H196ZM204 110V109H203ZM4 111V110H3ZM7 111H8V109H7ZM40 111V112H39ZM47 111V110H46ZM85 111H87V112H85L86 114L84 115V114H82V113H84ZM198 111V110H197ZM209 111H210V109H209ZM221 110H219V114L220 113H222V112H220ZM224 111H226V109L224 108ZM0 112H1V110H0ZM19 112V111H18ZM43 112V111H42ZM63 112V111H62ZM66 112H67V110H66ZM66 112H65V114H66ZM80 112V111H79ZM79 112H78V114H79ZM189 112V111H188ZM187 112V113H188ZM204 112V111H203ZM215 113L216 114V116H218L217 114L218 113ZM234 112H236V113H234ZM240 113V114H238V113ZM7 113H9V112H7ZM44 113V112H43ZM50 113H54V111H52V112H50ZM50 113H49V115H50ZM57 113H58V109H57ZM57 113H54V114H57ZM68 113V112H67ZM76 113V112H75ZM192 113V112H191ZM190 113V114H191ZM194 113V112H193ZM211 113H210V115H211ZM214 113V112H213ZM224 113V112H223ZM222 113V114H223ZM227 113V112H226ZM234 113V114H233ZM3 114V113H2ZM14 114V113H13ZM42 114V113H41ZM60 114V113H59ZM72 114H74V113H72ZM202 114V113H201ZM209 114V113H208ZM1 115V114H0ZM25 115V114H24ZM45 115V114H44ZM43 115V116H44ZM61 115H63V114H61ZM70 115V114H69ZM83 115H84V117H83ZM195 115V114H194ZM193 115V116H194ZM204 115V114H203ZM202 115V116H203ZM6 116V115H5ZM18 116V115H17ZM23 116V115H22ZM38 116V117H37ZM43 116H42V118H43ZM75 116V115H74ZM205 116H207V115H205ZM212 116V115H211ZM211 116H209V118L211 117ZM216 116H213V118H211V120L213 119L214 120V117H216ZM225 116V115H224ZM223 116V117H224ZM228 116V115H227ZM230 116V115H229ZM228 116V117H229ZM7 117H8V115H7ZM6 117V118H7ZM15 117V116H14ZM25 117H27V116H25ZM51 117V116H50ZM49 117V119H51ZM71 117H73L72 115H71ZM189 117V116H188ZM204 117V116H203ZM201 118V119H204V118ZM208 117V116H207ZM221 117V116H220ZM228 117H226V118H228ZM235 117H237L238 118V120L237 121H235L236 120V118ZM5 118V119H6ZM10 118V117H9ZM8 118V119H9ZM41 118V117H40ZM79 118V117H78ZM80 118V119H81ZM194 118V117H193ZM197 118V117H196ZM216 118H218V117H216ZM226 118H224V119H226ZM0 119H1V117H0ZM39 119V118H38ZM58 119H61V118H58ZM76 119V118H75ZM195 119V118H194ZM206 119V118H205ZM204 119V120H205ZM219 119V118H218ZM14 120H17V119H14ZM24 120H25V118H24ZM55 120V121H54ZM68 120V119H67ZM207 120V119H206ZM211 120L209 119L208 121H210V123H211ZM220 120V119H219ZM230 120V119H229ZM2 121V120H1ZM0 121V122H1ZM6 121V120H5ZM18 121V120H17ZM43 121V120H42ZM52 121H54V122H52ZM70 121V120H69ZM74 121V120H73ZM76 121V120H75ZM80 121V120H79ZM200 121V120H199ZM218 121V120H217ZM224 121V120H223ZM222 121V122H223ZM226 121V120H225ZM11 122V121H10ZM18 122H20V121H18ZM25 122V121H24ZM44 122V121H43ZM48 122V121H47ZM56 122H58L57 124H56ZM67 122V121H66ZM186 122V123H185ZM201 122L202 121H200L199 123L198 122H196V123H198V124H201ZM227 122V121H226ZM229 122V121H228ZM232 122V121H231ZM231 123L232 124V126L234 125L235 126V131H236V125H235V123ZM9 123V122H8ZM17 123V122H16ZM22 123V122H21ZM61 123H62V121H61ZM63 123H64V121H63ZM81 123H82V120H81ZM80 123V124H81ZM203 123V125L202 126H204V122H202ZM205 123H206V121H205ZM213 123H214V121H213ZM212 123V124H213ZM217 123V122H216ZM221 123V122H220ZM5 124H7L6 122H5ZM10 124V123H9ZM45 124V125H44ZM65 124H67V123H65ZM72 124V123H71ZM78 124V123H77ZM80 124H78L79 126H80ZM189 124H190V122H189ZM207 124H208V126L206 125V128L207 127H209L210 126V131H213L212 129H211V125L207 122ZM222 124H224L225 125V123L223 122ZM222 124H220V126L222 125ZM81 125H83V123L81 124ZM87 125V126H86ZM191 125V124H190ZM200 125V126H201ZM218 125H219V123H218ZM228 125V124H227ZM239 124H237V128L239 127L238 126ZM254 125V126H255ZM4 126V125H3ZM18 126V125H17ZM16 126V127H17ZM71 126V125H70ZM193 126V125H192ZM196 126H199V125H196ZM196 126H195V128H196ZM201 126V127H202ZM223 126V125H222ZM228 126H230V125H228ZM227 126V127H228ZM231 126V127H232ZM57 127V128H56ZM78 127V126H77ZM83 127V126H82ZM81 126H80V128H82ZM205 127V126H204ZM213 127H215V126H213ZM12 128V127H11ZM45 128H48L47 130H45ZM58 128H61V129H59V130H57ZM79 128V127H78ZM189 128V127H188ZM206 128H205V131H206ZM219 128V127H218ZM222 128V127H221ZM233 128V127H232ZM232 128H230V131H232L231 129ZM252 128V126L250 127V129ZM16 129V128H15ZM15 129H13V130H15ZM68 129V128H67ZM67 129L65 130V131H67ZM69 129H70V127H69ZM72 129V128H71ZM76 129V128H75ZM75 129L73 130V131H75ZM187 129V128H186ZM199 129V128H198ZM201 129V128H200ZM224 129V128H223ZM229 128H227V130H228ZM234 129V128H233ZM240 129H241V127H240ZM239 129V130H240ZM7 130H8V128H7ZM78 130V129H77ZM76 130V131H77ZM81 130H83V129H81ZM189 130H190V128H189ZM219 130V129H218ZM242 132H245L244 130L245 129H243V127H242ZM46 131H50L49 132V141L48 142H46L47 141V139H46V141L44 140L45 139V137H42L41 135L42 134H44V132H45V136H46ZM55 131V132H54ZM75 131V132H76ZM192 131H194V133H195V131L196 130H192ZM203 131H204V129H203ZM204 131V132H205ZM225 131V130H224ZM235 131H233V133L235 132ZM0 132H1V130H0ZM3 132V131H2ZM14 132V131H13ZM52 132H54V133H52ZM68 132H69V130H68ZM71 132V131H70ZM189 132V131H188ZM201 132V131H200ZM206 132H208V129H207V131ZM223 132V131H222ZM225 132H227V131H225ZM238 132H241V131H237L236 133H238ZM248 132V131H247ZM250 132V131H249ZM17 133V132H16ZM50 133H51V137H50ZM62 133V134H61ZM64 133V134H63ZM77 133H78V131H77ZM77 133H75L76 135H77ZM198 133V132H197ZM209 133L210 132H208V134L206 133V136H205V134H203L204 136H205V138L209 135ZM212 133V132H211ZM214 133H215V131H214ZM213 133V134H214ZM221 133V132H220ZM255 133V132H254ZM256 133L254 134V135H256ZM261 133V134H260ZM9 134V133H8ZM7 134V135H8ZM12 134V133H11ZM52 134H54V135H52ZM69 134V133H68ZM74 134V135H75ZM188 134V133H187ZM199 134V133H198ZM218 133H216V136L218 137V135H217ZM227 134V133H226ZM244 133H242V135H243ZM246 134V133H245ZM251 135H252V133H250ZM74 135H73V137H74ZM191 135V134H190ZM197 135V134H196ZM220 135H222V134H220ZM232 135H235V133L234 134H232ZM231 134H230V136H232ZM236 135H239V134H236ZM241 135V134H240ZM239 135V136H240ZM250 135V136H251ZM1 136H2V134H1ZM6 136V135H5ZM41 136V138H43V140L45 141L44 142V144H42L43 146H41V148H40V145H41V143H43L42 141H40V139H39V137ZM44 136V135H43ZM186 136V135H185ZM194 136V135H193ZM200 136V135H199ZM210 136V135H209ZM212 136V135H211ZM227 137H229V135L227 134L226 135ZM243 136H246V135H243ZM242 136V137H243ZM15 137V136H14ZM69 137V136H68ZM178 137L180 138L179 140H177L178 139ZM192 136H190V138H191ZM217 137H215V139L217 138ZM223 137H225V136H222V139H223ZM235 137V136H234ZM238 137V136H237ZM255 137V136H254ZM253 137V138H254ZM256 137H257V135H256ZM16 138V137H15ZM47 138H48V134H47ZM77 138V137H76ZM80 138V137H79ZM197 138V137H196ZM244 138V137H243ZM242 138V139H243ZM247 138V137H246ZM69 139V138H68ZM71 139H74V138H72L71 137ZM70 139V140H71ZM78 139V138H77ZM76 139V140H77ZM187 139V138H186ZM188 139H189V137H188ZM207 139V138H206ZM215 139H213V140H215ZM218 139V138H217ZM226 139H228V138H226ZM235 139V138H234ZM233 139V140H234ZM248 139H250V137L248 138ZM2 140V139H1ZM25 140V141H24ZM75 140V139H74ZM80 140V139H79ZM78 140V142H81L82 143V141L80 140L79 141ZM184 140V139H183ZM205 140V139H204ZM208 140V139H207ZM224 140V139H223ZM238 140V139H237ZM237 140H235V141H237ZM239 140H241V138L239 139ZM239 140H238V143H240L239 142ZM247 140V139H246ZM253 140V139H252ZM41 142L40 144H39V147H37V146H35V144H36V142ZM72 141V140H71ZM84 141V140H83ZM190 141V140H189ZM194 141V140H193ZM203 141V140H202ZM206 141V140H205ZM209 141V140H208ZM241 141H243V140H241ZM244 141H245V138H244ZM244 141L242 142V143H244ZM15 142V141H14ZM17 142V141H16ZM74 142V141H73ZM180 142V143H181ZM184 142V141H183ZM191 142V141H190ZM204 142V141H203ZM214 143V141H211V143ZM218 142V141H217ZM226 142V141H225ZM229 142V141H228ZM227 142V143H228ZM233 142V141H232ZM4 142H1V144L3 145V146H5V144H3ZM7 143V142H6ZM23 143V144H24ZM76 143V142H75ZM86 142L84 141V144H85ZM192 143V142H191ZM205 143V142H204ZM215 143H216V140H215ZM215 143H214V145H215ZM220 143V142H219ZM223 143V142H222ZM221 143V144H222ZM226 143V145H228ZM234 143V142H233ZM247 143V142H246ZM0 144V147L2 146ZM16 144V143H15ZM78 144H80V143H78ZM77 144V145H78ZM179 144V143H178ZM184 144H185V142H184ZM183 144V145H184ZM186 144H187V142H186ZM208 144H210V143H208ZM225 144V143H224ZM37 145V144H36ZM176 145V144H175ZM213 145V146H214ZM230 145V144H229ZM235 145H238V144H235ZM234 145V146H235ZM241 145V144H240ZM243 145V144H242ZM241 145V146H242ZM16 146H18V144L16 145ZM80 146H81V144H80ZM173 146V147H172ZM181 146H182V144H181ZM185 146V145H184ZM191 147H192V145H190ZM218 145H216V147H217ZM233 146V147H234ZM9 147V146H8ZM157 147H160V148H158L161 152L159 153V151L157 152L159 155H158V157H157V160L155 161V167H153V166H151V164L149 163V159H150V155L152 154V152H154V150L155 149H157ZM186 147V146H185ZM185 147H184V149H185ZM202 147V146H201ZM215 147V146H214ZM221 146H219V148H220ZM223 147V146H222ZM225 148L226 147H228V146H224ZM240 147V146H239ZM2 148V147H1ZM4 148V147H3ZM38 148V149H37ZM76 147H74V149H75ZM175 148V147H174ZM190 148V147H189ZM206 148V147H205ZM219 148H217V149H219ZM21 149V148H20ZM23 149V152H22V155L23 154H26V153H24L25 152V150ZM45 149H48V151L47 152H49V154L48 155H42V154H44L46 151H45ZM77 149H79V147L77 148ZM181 149V148H180ZM193 149V148H192ZM191 149V150H192ZM211 149H214V148H211ZM221 149V148H220ZM223 149V148H222ZM230 149V148H229ZM232 149V148H231ZM256 149V150H255ZM5 150H8L7 149V147L5 148ZM22 150V149H21ZM26 150V151H27ZM189 150V149H188ZM205 150V149H204ZM209 150V149H208ZM225 150V149H224ZM251 150V151H250ZM4 151V150H3ZM17 151H19V150H17ZM72 151V152H73ZM182 151H184V150H182ZM198 151V150H197ZM196 151V152H197ZM206 151V150H205ZM213 151V150H212ZM236 151V150H235ZM235 151H234V153H235ZM2 152V153H1ZM6 152V151H5ZM188 152V151H187ZM186 152V153H187ZM190 152V151H189ZM210 152H211V150H210ZM224 152V154H226L225 153V151H223ZM226 152H228V151H226ZM230 152V151H229ZM241 152V151H240ZM248 152H250V153H248ZM27 153V154H28ZM179 153V152H178ZM208 153V152H207ZM221 153V152H220ZM260 153H261V155H260ZM71 154H74V155H71ZM195 154V153H194ZM193 154V155H194ZM198 154V153H197ZM197 154H196V156H197ZM201 154V153H200ZM202 154H205V152L203 153V151H202ZM211 153H208V155H207V158H209L208 156L210 155ZM228 154V153H227ZM233 154V153H232ZM232 154H230V156L232 155ZM236 154V153H235ZM248 154H250V155H248ZM257 154V156H259L260 155V157H257V156H255ZM17 155V156H16ZM38 155V156H37ZM77 155V157H76V159L78 158V160H79V158H80V160H81V158H82V160H83V162H82V160H81V164L83 165V167L80 165V160L78 161V160H76L75 162H76V164H77V161L79 162L77 165L79 166H76L75 168L78 170V168H84L83 170H87V174L84 172V171H77V170H75L76 172H74V170H73V168H74V166L73 165H76V164H74V162H73V160L75 159V156ZM156 155V154H155ZM177 155V154H176ZM206 155H204V158H206L205 156ZM213 155H214V153H213ZM216 155H219V154H216ZM215 155V156H216ZM221 155L223 156V153L222 154H220V159H221ZM237 155H238V153H237ZM7 156H8V160H7ZM74 156V157H73ZM157 156V155H156ZM184 156V155H183ZM200 156V155H199ZM214 156V157H215ZM226 158H224L225 160L226 159H228V157L226 156V155H224ZM235 156V155H234ZM248 156V157H247ZM15 160H13L12 158ZM23 157V156H22ZM73 157V158H72ZM171 157V156H170ZM174 157V156H173ZM178 157V156H177ZM192 157V156H191ZM201 157V156H200ZM199 157V158H200ZM214 158L212 155H210V158ZM243 157V156H242ZM25 158V157H24ZM26 158H25V160H26ZM85 158V159H84ZM185 158H186V156H185ZM193 158H195V155H194V157ZM203 158V156H202V159H204ZM209 158V159H210ZM223 158V157H222ZM238 158H239V155H238ZM10 159H12L13 160V162H11V160ZM174 159V158H173ZM197 159V158H196ZM196 159L194 160V161H196ZM208 159V160H209ZM216 159V158H215ZM219 159V160H220ZM235 159H237L236 157H235ZM246 161H245V160ZM7 160V161H6ZM10 160V161H9ZM188 160V159H187ZM198 160H200V159H198ZM211 160V159H210ZM218 159H216L215 161H217ZM233 160V159H232ZM232 160H231V162H232ZM175 161V160H174ZM174 161H172V162H174ZM194 161H190V162H194ZM204 161V160H203ZM223 161V160H222ZM235 161V160H234ZM240 161V162H241ZM25 162V161H24ZM179 162V161H178ZM177 162V163H178ZM197 162H200V161H197ZM208 162V161H207ZM209 162H211V161H209ZM208 162V163H209ZM225 162H227V160L226 161H223V162H221L220 161V163H222V164H226ZM176 163V164H177ZM205 163L206 162H204V166H205ZM212 163H214V162H212ZM230 162H227V164L226 165H228ZM239 163V162H238ZM237 163V164H238ZM194 164V163H193ZM193 164H192V167H193ZM202 164H203V162H202ZM207 164V163H206ZM218 164V167H223L222 166V164L221 165H219V163H218V161H217V163H216V165ZM233 164H236V163H234L233 162ZM232 164V165H233ZM246 164V163H245ZM245 164L243 165V167H245ZM116 165H118V167L116 166ZM153 165V164H152ZM170 167H169V166ZM174 165V164H173ZM196 165V164H195ZM198 165H201V164H199L198 163ZM210 165V164H209ZM214 165V164H213ZM225 165V166H226ZM231 165V164H230ZM240 165V164H239ZM240 165V166H241ZM189 166V164L187 165V166H185V167H188ZM207 166V165H206ZM211 166V165H210ZM236 166V165H235ZM238 166V165H237ZM237 166L235 167V169L236 170H233L232 169V171H235V172H231V173H235V175L237 176V178L239 177V176H242V175H240V170L243 168H241V167H239V168H237ZM21 167V168H20ZM189 167H191V166H189ZM199 167V166H198ZM201 167V166H200ZM203 167V166H202ZM201 167V168H202ZM217 167V168H218ZM230 167H232V166H230ZM253 167V166H252ZM27 168H29V170H30V173L29 172H26L25 173V171L27 170L28 171V169ZM33 168V169H32ZM172 168V167H171ZM175 168V167H174ZM174 168H172V170L174 169ZM195 169H198V168H196V167H194ZM193 168V169H194ZM200 168V169H201ZM208 168V167H207ZM206 168V169H207ZM215 168V166L213 167V169ZM225 168V167H224ZM229 168V165L225 168V170L227 171V169ZM232 168H234V167H232ZM253 168H256V167H253ZM23 169V171H24V169H25V171H24V173L25 174H22L23 176H20V175H18V173L21 171ZM81 169V170H82ZM137 169H139L138 171L140 172V174H138L139 172L138 171H136V172H138V173H136L135 172V170H137ZM176 169H179V168H176ZM175 169V170H176ZM189 168H187V170H188ZM211 169V168H210ZM219 169V168H218ZM246 169V168H245ZM244 169V170H245ZM249 169H251L252 170V168H249ZM259 169H257V170H259ZM31 170H34L33 172L31 171ZM80 170V169H79ZM129 170H131L130 172H128L127 173V171H129ZM186 170V169H185ZM184 170V171H185ZM190 170V169H189ZM202 171H204L203 170V168L201 169ZM201 170H199L200 171V173H201ZM215 170H216V168H215ZM221 170V172L224 170V169H220ZM229 170V169H228ZM243 170V171H244ZM247 170V169H246ZM245 170V171H246ZM251 170H249V171H251ZM255 171H257L256 169H254ZM261 170H259V171H261ZM135 173L134 175V177H136V175H137V178L138 177H140V175L142 174V177H143V181H144V186H143V182L141 181H139V179L140 178H142V177H140L139 179H138V181L140 182H138L136 179H134L135 181V183H136V185H137V183L140 185L141 183V185H140V188H141V191H137V192H135V193H137V194H135V197H134V201H132V199L130 198V196H131V194L130 195H128L129 196V198H130V200H128L129 198H128V196H127V194H126V192H128V190L127 189H129V190H133V189H130V188H132L131 186L134 184V182L131 180H129L130 178H127V180H126V178H125V180H126V182L129 180V182H132V183H130L131 184V186H130V184L129 185H127L126 184V182H125V184L127 185H123L122 183H123V181H121V184H120V179L122 180L123 179V177H124V174H125V176H126V174L127 175H133V172ZM177 171H180V170H177ZM191 171V170H190ZM194 171V170H193ZM242 171V170H241ZM254 171V172H255ZM22 172V171H21ZM126 172V173H125ZM183 172V171H182ZM214 173H215V171H213ZM228 172V171H227ZM230 172V171H229ZM228 172V173H229ZM237 172H238V174H237ZM252 172V171H251ZM264 171H262V173H263ZM23 173V172H22ZM172 175H171V174ZM183 173H185V172H183ZM200 173L198 174V175H200ZM206 173V172H205ZM204 173V174H205ZM216 173H218V171L216 172ZM245 172H243V174H244ZM250 173V172H249ZM248 173V174H249ZM257 172H255V174H256ZM259 173V172H258ZM257 173V175H256V177H255V175H254V178H256V179H254L252 182L253 183H255V182H258V181H256L257 180V178H259L260 179V177H264V173H263V175L262 174H258ZM17 174V176H15V182H13V179L14 178H12V182H11V177H14L13 175H16ZM86 174V176H87V178H86V180H87V182H86V184H87V186H86V184L84 183L83 185H84V187H85V189H87V191H88V193H90L89 191H91V190H93V191H91V192H93L94 193V196H95V191L101 186L102 187V189H103V187L106 185V187L105 188H107V189H105L104 188V190H103V192L101 191L100 192V188H99V190H98V192H97V195H98V197H99V199H102L103 197L101 196V195H106V196H108L109 195V193H108V195H107V192H116V191H118V190H116L117 188H118V186H120V185H122L123 187H129V188H123L122 187V190H120L121 189V186L119 187V193H120V191L121 192H123L124 193V189L125 190H127L124 194L126 195V197L128 198H126V200H128L127 202H126V200H125V196H124V194H119L118 192V194L117 193H114V194H116L115 196L114 195H112V193L108 196L109 197V199L111 198V200H109L108 198V200L104 197L101 201L102 202H104L105 203V201H104V199L105 200H107L106 201V203L105 204H103V203H101V201H100V204L102 205L103 204V208H101V205L99 204V199L97 198V200H94L95 201V203H94V205H92L93 204V202H90L89 201V197L90 198H92V196L93 195H90V194H88L87 193V196L85 197H82L80 194H82V193H85L84 191L85 190H83V191H81L82 189H84V187H79L82 183H83V179H85V177L83 176V175H85ZM121 174L123 175V177H121ZM179 174H181V173H179ZM178 174V175H179ZM185 174H191V173H189V172H187V173H185ZM197 174V171L195 172V174H193L192 176L194 177V175H196ZM208 174H209V172H208ZM208 174H206V176L208 175ZM213 174V173H212ZM219 174V173H218ZM251 174V173H250ZM253 174V173H252ZM251 174V176L253 177V175ZM68 175V176H67ZM139 175V176H138ZM183 175V174H182ZM211 174H209L208 175V177H206V178H211V176H210ZM215 175V174H214ZM220 175H221V177H220ZM220 175H216V176H219V179L220 178H223L224 179V177L226 176V175H228V174H226L225 176H224V174L222 173V174H220ZM223 175V176H222ZM231 175V174H230ZM239 175V176H238ZM258 175H260V177H257ZM19 176H20V178H21V181L20 182H18L17 181V179H20L19 178ZM82 176V177H81ZM197 176V175H196ZM248 175L246 174V176H243L244 177V180H245V177H247ZM250 176V175H249ZM18 177V178H17ZM67 177H68V181L71 183L72 181H74V179L76 180V182L73 184V183H69L70 185H72L73 187H74V189L75 190H77L76 192H80L78 195L79 196H81L80 198H82V202H81V205H82V203L84 202H86L85 200L87 199V197H88V199H87V201H89L90 203H91V205L90 206H88V203L86 202L85 203V205H83V207H81V205H79L80 207H81V209L82 210H80V212H78V213H76V211H79V207H78V205H77V203H80L78 200H77V203H76V205H75V203H73V200H71V198H70V193L68 192H66L67 190V188H65L64 190L61 188H59V190H62V193H61V191H58V190H55V188L53 187L52 188V186H53V182H54V186L56 187V185L58 186L59 184H58V182L59 183H61L62 182V180H63V182H65V181H67V180H65V179H67ZM119 177H121V178H119ZM132 178H133V176H131ZM181 177V176H180ZM183 177V176H182ZM189 178L188 176H185V178ZM201 177H203V175L201 176ZM214 177V176H213ZM242 177V178H243ZM17 178V179H16ZM71 180H70V179ZM81 178H83V179H81ZM97 178V179H96ZM177 178H179L178 176L175 178V179H177ZM184 178V179H185ZM200 178V177H199ZM216 178H218V177H216ZM228 178V177H227ZM226 178V179H227ZM233 178V179H232ZM250 178V177H249ZM43 179H45V181H47V182H44V185H46L45 183H49V184H47L45 187H47V186H49L50 185V183H51V189H50V191L48 190V188H45L44 187V185H41V183L43 182ZM47 179V180H46ZM61 179V180H60ZM174 179V180H175ZM215 179V178H214ZM222 179V180H223ZM231 179L232 180H234V177H231ZM248 179V178H247ZM246 179V180H247ZM258 179V180H259ZM262 180L264 179V178H261ZM65 180V181H64ZM80 180L82 181V182H80ZM94 180L96 181L95 183L99 186L98 188H97V186H96V188L97 189H91V188H93L92 186H90V185H92L93 183H94ZM172 180V181H171ZM189 180V179H188ZM193 180H196V179H194L193 178ZM192 180V181H193ZM201 180H202V178H201ZM204 180V179H203ZM207 180H209V179H207ZM213 180V179H212ZM230 180V179H229ZM239 180H240V178H239ZM238 179L236 180L235 179V182L236 181H239ZM243 180V179H242ZM250 180V179H249ZM249 180H247V181H249ZM10 181V182H9ZM34 181H38V182H36V183H34V184H36L35 186H32V185H34L33 184V182ZM58 181V182H57ZM67 181V182H68ZM117 181H119L118 183V185H116L117 184ZM137 181V182H136ZM180 180H178L177 182H179ZM182 181V180H181ZM186 181V180H185ZM198 181H200V179L198 180ZM196 182V183H199V182ZM205 181V180H204ZM215 181H218V180H216L215 179ZM214 181V182H215ZM223 181H225V180H223ZM222 181V182H223ZM247 181H246V184H247ZM18 182V186H17V184H15V183H17ZM63 182H62V184L60 185V187H63L64 185H63ZM184 182V181H183ZM182 182V183H183ZM189 182H190V180H189ZM188 181H186V184H188L189 183ZM220 182V181H219ZM227 182V181H226ZM230 182V181H229ZM260 182H262V181H259L258 183H260ZM4 184L3 186H6V185H8V184ZM78 183H79V186H77L78 185ZM128 183V182H127ZM195 183V184H196ZM204 183V182H203ZM217 182H215V184H216ZM228 183V182H227ZM234 183V182H233ZM242 183V182H241ZM245 183V182H244ZM262 183H264V182H262ZM9 184V185H10ZM68 183H66V185H67ZM173 185L172 186H174V185H176V181H174L173 183H172ZM190 184H191V182H190ZM202 184V183H201ZM201 184L199 185V187L196 185V187H198V191H200L202 188L201 187H203V186H201ZM205 184H206V182H205ZM205 184H204V186H205ZM211 184V183H210ZM220 184V183H219ZM224 184V183H223ZM222 183L220 184V185H223ZM232 184V183H231ZM235 184V183H234ZM240 184V183H239ZM249 184V183H248ZM257 184V183H256ZM9 185H8V187H9ZM63 185V186H62ZM65 185V186H66ZM94 185V184H93ZM103 185V186H102ZM136 185L134 186V190H135V187H136ZM158 186L157 188H158V190H157V192H156V190H154L155 191V193H153L152 192V188H154V186ZM183 185V184H182ZM181 185V186H182ZM227 185V184H226ZM228 185H229V183H228ZM233 185V184H232ZM253 185H255V184H253ZM263 185V184H262ZM64 186V187H65ZM94 186V187H95ZM156 186H155V188H156ZM180 186V185H179ZM191 186H193V182H192V185ZM201 186V187H200ZM235 186H237L238 187V185H235ZM234 186V187H235ZM247 187H248V185H246ZM246 186H244V187H246ZM264 186V185H263ZM7 187V186H6ZM11 187H13L14 189H12V192H11ZM41 187H42V189H41ZM44 187V188H43ZM68 187V186H67ZM78 187V189H76ZM115 187H117V188H115ZM139 187V186H138ZM189 187V186H188ZM208 187V186H207ZM212 187H214V188H212V190L214 189L215 190V188L216 187H218V186H214V184H213V186ZM227 187V186H226ZM230 187V186H229ZM241 187H242V185H241ZM251 187H252V185H251ZM258 187H260V186H258ZM262 187V186H261ZM261 187H260V189H261ZM58 188V187H57ZM56 188V189H57ZM69 188H71V186H69ZM80 188H82V189H80ZM137 188V187H136ZM177 188V187H176ZM193 188V187H192ZM199 188H201V189H199ZM219 188V187H218ZM225 188V187H224ZM249 188H250V186H249ZM254 188H255V186H254ZM256 188H257V186H256ZM255 188V189H256ZM263 188V187H262ZM6 189H8V190H6ZM47 189V190H46ZM72 189V188H71ZM80 189V190H79ZM91 189V190H90ZM197 189V188H196ZM204 189H205V191L207 192L208 190H206V186L204 187ZM217 189V188H216ZM231 189V188H230ZM229 188H228V190L229 191H231ZM238 189V188H237ZM241 189V188H240ZM248 189V188H247ZM251 189L252 188H250V191H251ZM254 189V190H255ZM51 190H53V191H51ZM54 190L56 191V192H54ZM66 190V191H65ZM74 190V191H75ZM184 190V189H183ZM189 190H190V188H189ZM188 190V191H189ZM194 190H195V186H194ZM193 190V191H194ZM212 190H210L211 192H212ZM234 190V192L236 193V189H233ZM232 190V191H233ZM239 190V189H238ZM249 190V189H248ZM65 191V192H64ZM74 191L72 192L71 191V196L74 194V195H76L75 193H74ZM86 191V192H87ZM184 191H187V190H184ZM187 191V192H188ZM191 191V190H190ZM209 191V192H210ZM220 191H221V193H222V190H220L219 189V193H220ZM224 191V190H223ZM228 191V192H229ZM247 191V190H246ZM245 191V192H246ZM101 193V195L99 196V194ZM200 192H202V194H203V191H200ZM199 192V193H200ZM216 192V191H215ZM248 192V191H247ZM254 192H256V191H254ZM260 192H261V190H260ZM92 193V194H93ZM103 193V194H102ZM129 193H130V191H129ZM128 193V194H129ZM139 193H141V195H138ZM183 193V192H182ZM190 193H193V192H190ZM196 193H197V191H196ZM198 193V194H199ZM221 193H220V196H217V198L218 197H220L219 198V201H220V199H222L221 198ZM231 193H233V192H231ZM239 193H240V190H239ZM242 193H244V192H242ZM250 193V192H249ZM258 193V192H257ZM262 193H263V191H262ZM262 193H261V195H262ZM4 194V193H3ZM61 194V195H60ZM68 194V195H67ZM86 194V193H85ZM84 194V195H85ZM186 194V193H185ZM184 194V195H185ZM188 194V193H187ZM209 194V193H208ZM227 194V193H226ZM241 194V193H240ZM247 194V193H246ZM259 194V193H258ZM2 195V194H1ZM4 195V196H5ZM89 195V196H88ZM118 195V196H117ZM120 195H122L123 197H120ZM132 195H134V193L132 194ZM229 195H230V193H229ZM232 195V194H231ZM237 195V194H236ZM253 195H254V193H253ZM256 195V194H255ZM69 196V197H68ZM117 196V197H116ZM154 196V199H151L152 197ZM181 196V195H180ZM180 196H179V199H180ZM188 196V200H189V194L187 195ZM190 196H191V194H190ZM205 196H206V194H205ZM211 196V201H212V195H210ZM227 196V195H226ZM234 196V195H233ZM244 196V195H243ZM246 196V195H245ZM252 196V195H251ZM101 197V198H100ZM195 197H196V195H195ZM194 196H192V198H195ZM199 197H202V196H199ZM207 197V196H206ZM208 197H209V195H208ZM225 197V196H224ZM242 197V196H241ZM254 197V196H253ZM257 197V199L258 198H262V196L261 197H258V195L256 196ZM255 197V198H256ZM4 198V197H3ZM3 198L1 197V199L3 200ZM70 198V199H69ZM74 198H77V195H76V197L74 196ZM79 198V200H81ZM84 198V199H83ZM86 198V199H85ZM182 198H184L183 196H182ZM197 198H198V196H197ZM210 198V197H209ZM229 198V197H228ZM235 198V197H234ZM234 198H232V199H234ZM238 198V197H237ZM243 198V197H242ZM245 198V197H244ZM248 198H251V197H248ZM247 198V199H248ZM93 199H95V198H93ZM191 199V198H190ZM196 199V198H195ZM195 199H192V200H194L195 201ZM199 199H201V198H199ZM205 200L204 201H206V200H208V198L206 199V198H204ZM216 199V198H215ZM224 199V198H223ZM227 199V198H226ZM253 199V198H252ZM76 200V199H75ZM91 200V199H90ZM197 200V199H196ZM202 200V199H201ZM225 200V199H224ZM223 200V202H224V205H222L223 207L225 206V202L226 201H224ZM235 200V199H234ZM263 200V199H262ZM261 200V201H262ZM92 201V200H91ZM97 201H98V203H97ZM117 201H118V203H117ZM151 201V202H150ZM198 201H200V200H198ZM209 201V200H208ZM219 201H217L218 203H219ZM227 201H228V199H227ZM229 201H230V199H229ZM228 201V202H229ZM241 203H243L241 200H239ZM247 201V200H246ZM245 201V202H246ZM252 201H255V200H252ZM259 201H260V199H259ZM258 201V202H259ZM111 202V203H112ZM135 202V203H136ZM192 202V201H191ZM212 202H214V200L212 201ZM211 202V203H212ZM216 202V201H215ZM223 202H221V204L223 203ZM227 202V203H228ZM235 202H236V200H235ZM234 202V203H235ZM264 202V201H263ZM83 203V204H84ZM148 203V202H147ZM194 203V202H193ZM199 203V202H198ZM206 203H208L207 201H206ZM247 203V202H246ZM249 203V202H248ZM255 203V202H254ZM256 203H257V201H256ZM119 204V205H120ZM131 204H134V203H131ZM187 204V203H186ZM195 204H197V203H195ZM210 204V203H209ZM215 204V203H214ZM244 204V203H243ZM253 204V203H252ZM262 204V203H261ZM264 204V203H263ZM74 205V206H73ZM135 205V204H134ZM133 205V206H134ZM189 205H190V203H189ZM193 205V204H192ZM206 205V208H210V207H208V205L207 204H205ZM215 205H217V204H215ZM220 205V204H219ZM260 205V204H259ZM113 206H116L117 208H115V207H113ZM123 205H120V207H122ZM128 206V205H127ZM126 205H125V207H127ZM132 206V205H131ZM130 206V207H131ZM184 206V205H183ZM194 206V205H193ZM210 206H211V204H210ZM227 206H228V204H227ZM238 206V205H237ZM241 206H242V204H241ZM257 206V205H256ZM75 207H77V209L78 210H73V208H75ZM130 207H127V208H130ZM134 207H136V206H134ZM142 207H143V204H142ZM142 207H141V209H142ZM187 207H189V206H187ZM186 206H185V208H187ZM192 207V206H191ZM195 207V206H194ZM193 207V208H194ZM230 207V206H229ZM228 207V208H229ZM249 207V206H248ZM261 207H263V205L261 206ZM127 208H123L122 207V209H124L123 211H124V214L126 215V217H128L127 215H130L129 213L128 214H126V210L125 209H127ZM140 207H138V209H139ZM150 208V209H149ZM184 208V207H183ZM190 208V207H189ZM212 208V207H211ZM218 208L219 207H217V208H215L214 209V212H215V210L217 211L218 210ZM235 208V207H234ZM0 209H1V207H0ZM76 209V208H75ZM118 209H120V208H118ZM117 209V210H118ZM122 209H120V210H122ZM135 208H133L132 210H134ZM137 209V207H136V209L134 210V211H140V210H138ZM190 209H192V208H190ZM196 209V208H195ZM200 209H201V207H200ZM224 209V208H223ZM222 209V210H223ZM260 209H262V208H260ZM111 210V211H112ZM113 210V211H114ZM128 210H130V211H127V212H130L131 213V209H128ZM150 210H151V212H150ZM187 210V209H186ZM197 210V209H196ZM202 210V209H201ZM205 210H207V209H205ZM213 210V209H212ZM211 210V211H212ZM226 210V209H225ZM231 210V209H230ZM240 210V209H239ZM243 210V209H242ZM251 210H253V209H251ZM257 210H258V208H257ZM100 211V212H101ZM119 211V210H118ZM118 211H115V213H117ZM123 211H120V212H122L123 213ZM142 211H143V209H142ZM142 211H140V212H142ZM145 211V212H146ZM185 211V210H184ZM184 211H182V212H184ZM189 211V210H188ZM220 211V210H219ZM218 211V212H219ZM232 211V210H231ZM235 211V210H234ZM255 210H253V212H254ZM99 212V213H100ZM103 212V211H102ZM105 212V211H104ZM107 212H109V213H112L113 214V212H110V209L108 210V211H106V213H102L101 214V216H99L102 220H99L100 218L98 217V221H104V219H106V221L108 220V219H110L109 217H111L110 216V214L108 213L107 214ZM139 212V213H140ZM144 212V211H143ZM195 212V211H194ZM197 213H199L198 211H196ZM205 212H207V211H205ZM205 212H203L204 213V215H205ZM213 212V211H212ZM224 212V210L222 211V213ZM249 212V211H248ZM91 213V212H90ZM96 213V212H95ZM114 213V214H115ZM121 213V214H122ZM138 213V214H139ZM186 213V212H185ZM193 213V212H192ZM197 213L195 214V215H197ZM210 213V212H209ZM208 213V214H209ZM220 213V212H219ZM238 213V212H237ZM236 213V214H237ZM249 213H251V212H249ZM3 214V215H2ZM5 214V215H4ZM105 214H107V215H109L108 216V219H107V215H105ZM118 214H119V212H118ZM117 214V215H118ZM132 214V213H131ZM137 214V213H136ZM201 214V213H200ZM200 214H199V216H200ZM213 214V213H212ZM218 214V213H217ZM239 214V213H238ZM243 214V213H242ZM2 215V216H1ZM98 215H100V214H98L97 213V216ZM105 215V216H104ZM116 215V214H115ZM115 215H113L112 217L114 218L115 217ZM117 215H116V220L117 219H119L120 217H118L117 218ZM132 215H134V216H136V217H139L138 215H135V214H132ZM187 215V214H186ZM191 215V214H190ZM203 215V216H204ZM211 215V214H210ZM219 215V214H218ZM217 215V216H218ZM221 215V214H220ZM224 215V214H223ZM249 215V214H248ZM255 215V214H254ZM253 215V216H254ZM96 216V215H95ZM96 216V217H97ZM103 216H104V219H103ZM120 216V215H119ZM121 216H123V214L121 215ZM182 216H185V214L183 215L182 214ZM188 216V215H187ZM186 216V217H187ZM198 216V217H199ZM209 216V215H208ZM214 216V215H213ZM225 216V215H224ZM223 216V217H224ZM238 216V215H237ZM243 216V215H242ZM256 216V215H255ZM255 216L254 217H252V215L250 216V219H249V217L248 216H246V218L248 219L247 220V223L249 222L250 224H248V228H242V229H240V231H241V233H238V236H240L241 238H242V241L243 240H245L244 242V244H246V243H248V240H253L254 241V244H255V246L254 247H250V244L249 245H247V246H249L248 247V249L246 248L247 246L245 245V247L243 248V250H240L241 249V247H243V246H241V247H239L238 249L240 250V254L239 255H237L238 257H236V256H234V258L235 259H233V257H232V259H231V261L230 260H228V258H227V260L226 261H228V262H225V263H223V264H253L254 262L256 263V261L255 260H257V259H253V258H257L258 257V255L260 254H258L257 253V256L256 257H253L252 259H251V256L248 254V252H249V250H250V248H251V250L250 251H252V248H253V250L254 249H256L257 247H259L258 245L261 243V242H264L263 240L261 241V238H264L263 236H264V222H262L263 223V225L261 224V222L259 223V221L260 220H262L264 217H262V215L260 216V214H259V218H255ZM264 216V215H263ZM123 217H125V216H123ZM125 217V218H126ZM181 217V216H180ZM192 217V216H191ZM196 218H197V216H195ZM202 217V216H201ZM205 217V218H204ZM203 218H204V220H206V218H207V220H209L208 219V217H206V216H204ZM211 217H212V215H211ZM222 217V218H223ZM229 217V216H228ZM113 218L112 219H110L111 221H113L114 222V220H113ZM129 218H131V216H129L128 217V219L126 218V221L128 222V221H130L131 219H129ZM141 218V217H140ZM187 218H189V216L187 217ZM193 218V217H192ZM215 218V219H214ZM220 218H221V216H220ZM237 218V217H236ZM235 218V219H236ZM239 218V217H238ZM260 218H262V219H260ZM92 219V220H91ZM123 219V218H122ZM122 219H120V220H118L119 222L120 221H123ZM138 219V221H139V218H137ZM137 219H135V217H134V220H137ZM234 219V220H235ZM242 219H244V218H242ZM242 219H241V221H242ZM91 220V222H89ZM109 220V222L107 223L106 221H105V223H107V225L111 222ZM141 220V219H140ZM185 220V219H184ZM184 220H183V222H184ZM189 220V219H188ZM199 222L198 223H200V220H199V218L197 219ZM204 220H202L203 222H205ZM206 220V222H209V221H207ZM213 220H214V223H216V224H218L219 222H215V220H216V217H213ZM220 220V219H219ZM226 220H227V218H226ZM230 220L232 221V219L230 218ZM264 220V219H263ZM87 221L90 223H88L89 224V226L90 227H88V228H91V230L89 229L88 230V228H87ZM125 221V222H126ZM144 221V220H143ZM142 220H141V222H143ZM190 221H191V219H190ZM189 221V222H190ZM194 221H196V220H193V222ZM210 221H211V219H210ZM239 221V220H238ZM246 220H244V222H245ZM113 222H111V224L113 223ZM118 222V223H119ZM126 222V223H127ZM131 222L132 223H134L135 224V221L133 222V218H132V220H131ZM145 222V221H144ZM189 222H187V223H189ZM202 222V223H203ZM206 222H205V224L203 223H201L202 225H204V228H205V225H207L206 224ZM226 223V222H224V221H221V223ZM235 222V221H234ZM243 222V223H244ZM13 224L14 225V229L13 228H11L10 229V224ZM95 223L97 224V225H95ZM103 223V222H102ZM116 223V225H117V222H114V224ZM129 223V222H128ZM127 223V226L129 225V228L131 227V229H133V227H135V226H131L132 225V223L130 224H128ZM138 223V222H137ZM136 223V224H137ZM186 223V224H187ZM197 223V222H196ZM213 222L211 221V224H212ZM236 223V222H235ZM246 223V224H247ZM104 224V223H103ZM114 224H112V225H114ZM143 224V223H142ZM190 224V223H189ZM188 224V226H190ZM241 224H242V222H241ZM13 225H11V226H13ZM92 225H94V227H93V229H92ZM106 225V224H105ZM104 225V226H105ZM106 225V226H107ZM110 225V224H109ZM120 225V224H119ZM121 225H126V224H124V222H121ZM141 224H140V222H139V225L137 224V226H140ZM184 225V224H183ZM193 225V224H192ZM209 225H210V223H209ZM219 225V224H218ZM226 225H228V224H226ZM226 225H224V227L226 226ZM232 225V224H231ZM238 225V224H237ZM243 225V224H242ZM103 226V227H104ZM105 226V227H106ZM187 226V227H188ZM194 226H195V224H194ZM198 226H200V225H198ZM208 226V225H207ZM223 226V225H222ZM228 226H230V225H228ZM246 226V225H245ZM252 228H251V227ZM102 227V224H101V228H103ZM108 227V226H107ZM105 228V229H109V228ZM109 227H112V228H110L109 229V231L108 230H105L104 229V231H107V232H112V229L113 228H115L114 226H109ZM122 227H124V226H122ZM210 227H211V225H210ZM213 227H216L215 226V224H213ZM212 227V228H213ZM220 227V226H219ZM227 227V226H226ZM231 227H233V226H231ZM124 228H128V227H124ZM186 227H184V229H185ZM189 228V227H188ZM196 228V227H195ZM198 228V227H197ZM200 229H201V227H199ZM206 228H208V227H206ZM212 228H210V229H212ZM10 229V230H9ZM12 229H13V231H14V233H13V231H12ZM126 229H124V231L125 232H123V231H121L120 232V234L122 233V234H124L123 236H125V239L127 238V236L125 235V234H127L129 237H130V232H131V229H129V230H127V231H130V232H128V233H126L127 231H126ZM193 229V228H192ZM219 228L217 227V230H218ZM8 230H9V232H8ZM90 231V232H88V231ZM103 230V229H102ZM114 230V229H113ZM120 230H121V227H120ZM122 230H123V228H122ZM195 230V229H194ZM193 230V231H194ZM207 230V229H206ZM10 231H11V233H10ZM101 231V232H100ZM133 231V230H132ZM135 231V230H134ZM199 231V230H198ZM202 231H203V229H202ZM218 231H220V230H218ZM217 231V232H218ZM227 231V230H226ZM234 231V230H233ZM102 232H103V235H102ZM114 232V231H113ZM113 232H112V234L110 233V237H111V235L113 236L114 234H113ZM196 232V231H195ZM195 232H191V233H195ZM205 232H207V231H205ZM225 232V231H224ZM109 233H107L108 235H109ZM118 233V232H117ZM190 233V234H191ZM207 233H209V232H207ZM214 233H216V231H214ZM221 233H223V232H221ZM229 233V232H228ZM11 234H13L12 236H14V237H12L11 236ZM105 234V235H104ZM122 234L120 235V237L122 236ZM185 234H186V231H185ZM199 234V233H198ZM197 234V235H198ZM200 234H202V233H200ZM203 234H204V231H203ZM217 234V233H216ZM227 234V233H226ZM240 234V235H239ZM192 235V234H191ZM190 235V236H191ZM195 235V234H194ZM209 235H211V234H209ZM218 235V234H217ZM221 235H223V234H221ZM232 235H234V233L232 234ZM252 235V236H251ZM117 236H119V233H118V235ZM133 236V235H132ZM185 236V235H184ZM189 236V235H188ZM193 236V235H192ZM201 236V235H200ZM214 236V235H213ZM212 236V237H213ZM218 236H220V234L218 235ZM229 236V235H228ZM227 236V237H228ZM252 238H251V237ZM253 236H254V238L256 237V239L254 240V238H253ZM133 237V238H134ZM187 237V236H186ZM186 237H184V239L186 238ZM194 237V236H193ZM211 237V238H212ZM224 237H225V235H224ZM230 237V236H229ZM231 237H233V236H231ZM103 238L105 239V241L103 240ZM107 238V237H106ZM124 238V237H123ZM131 239L130 240H132V237H130ZM138 238V239H137ZM188 238V237H187ZM186 238V239H187ZM199 238V237H198ZM197 238V239H198ZM201 238V237H200ZM207 238H209V237H206V241H207ZM215 238V237H214ZM220 238V237H219ZM110 239H112V237L110 238ZM116 239V235L114 236V238H113V240H115ZM120 238H117L116 240H118V243H121V242H123L122 240L120 241L119 240ZM183 239V238H182ZM188 239H191V237H189ZM203 239V238H202ZM202 239H199V240H202ZM213 239V238H212ZM221 239V238H220ZM233 239V238H232ZM232 239H231V241H232ZM128 240H129V238H128ZM127 240V241H128ZM129 240V241H130ZM178 240V241H177ZM196 240V239H195ZM198 240V241H199ZM209 240V239H208ZM211 240V239H210ZM10 241L13 243L14 242V244H12L11 246V248L9 247V244H11L10 243ZM103 241V242H102ZM109 241H110V243H109ZM185 241V240H184ZM187 241V240H186ZM197 241V242H198ZM228 241H230V240H228ZM227 241V242H228ZM241 241V240H240ZM247 241V242H246ZM8 242H9V244H8ZM100 242H102V243H104V244H106L107 246H105L104 247V244H103V247H99V246H101V245H99L100 244ZM107 242H108V244H107ZM115 242V241H114ZM125 242V241H124ZM178 242V243H177ZM204 242V241H203ZM212 242H214V239H213V241ZM218 242V241H217ZM250 242H252V241H250ZM116 243V242H115ZM117 243V244H118ZM205 244L207 243V242H204ZM233 243V242H232ZM231 243V244H232ZM241 243V242H240ZM125 244H126V242H125ZM124 243L123 244H118L117 246L118 247H120L119 248V251H118V247L116 246V245H113V243L112 244H110V250L111 249H113V248H115V250L113 249V251H115L114 253H111L112 251H106V252H108V253H106L107 254V256L106 257H110L111 259H108V261H112V259H113V261H114V259L115 260H117V258L119 257L117 254H115V253H117L118 252V254L120 255L121 253H122V248L121 247H124V245H125ZM174 244V245H175ZM186 244H187V242H186ZM193 244V243H192ZM196 244V243H195ZM202 244V243H201ZM200 244V245H201ZM210 244V243H209ZM211 244H213V243H211ZM216 244V243H215ZM226 244V243H225ZM229 244V243H228ZM230 244V245H231ZM234 244H235V242H234ZM243 244V245H244ZM253 244V243H252ZM112 245H113V248H112ZM121 245V246H120ZM128 245V244H127ZM173 245V246H174ZM214 245V244H213ZM117 247V249H116V247ZM126 246V245H125ZM172 246V247H173ZM183 246V245H182ZM185 246V245H184ZM195 246V245H194ZM208 246H210V245H208L207 244V247ZM221 246H222V244H221ZM220 245H219V247H221ZM233 246V245H232ZM98 247V248H97ZM188 247H190V245L188 246ZM204 247H206V245L204 246ZM206 247V248H207ZM214 247V246H213ZM223 247H224V245H223ZM235 247V246H234ZM12 248H13V250H12ZM96 248V249H95ZM104 248H106L105 250H103ZM176 248V247H175ZM178 248V247H177ZM211 248V247H210ZM227 248H228V246H227ZM227 248H225V249H227ZM99 249H102L100 252L98 251H96V254L98 253V255H97V261L95 262L94 260H95V257H94V259L92 260V256H91V254L92 253H94V252H91V251H93V250H99ZM124 249V248H123ZM126 249V248H125ZM126 249V250H127ZM188 249V248H187ZM190 249H191V247H190ZM189 249V250H190ZM193 249V248H192ZM192 249L190 250V252L192 251ZM197 249V248H196ZM202 249H204L203 248V245H202ZM201 249V250H202ZM219 249V248H218ZM217 249V250H218ZM221 249V248H220ZM223 249V248H222ZM224 249V250H225ZM232 249V248H231ZM235 249V248H234ZM264 249V248H263ZM175 250V249H174ZM173 250V251H174ZM193 250H195V249H193ZM214 250H216V248L214 249ZM238 250V251H239ZM257 250V249H256ZM259 250V249H258ZM120 251H121V253H120ZM124 251V250H123ZM172 251V252H173ZM178 251H180V249L178 248ZM177 251V252H178ZM196 251V250H195ZM227 251V250H226ZM234 251V250H233ZM264 251V250H263ZM90 252H91V254H90ZM109 252H110V255L112 254H114L113 255V257L112 256H110V255H108L109 254ZM168 252V253H167ZM175 252H176V250H175ZM186 252V251H185ZM202 252H204V251H201L200 253H201V255H204V253L202 254ZM206 252H208V250L206 251ZM205 252V253H206ZM125 253V252H124ZM123 253V254H124ZM182 253V252H181ZM193 253V252H192ZM196 253V252H195ZM194 253V254H195ZM198 254H199V252H197ZM196 253V255H197V258H194L193 256H189V258L191 259V260H189L188 261V256H187V263L185 262V264H202V256H200L201 258H198L199 256H198V254ZM227 253H229V252H227ZM251 253H253V251L251 252ZM255 253V252H254ZM263 253V252H262ZM262 253L260 254V255H262ZM102 254V255H103ZM170 254H171V252H170ZM179 254V253H178ZM209 254V253H208ZM212 254H213V249H212ZM220 254V253H219ZM224 254V253H223ZM234 254H236V253H234ZM256 254V253H255ZM105 255V254H104ZM103 255V256H104ZM177 255V254H176ZM187 255V254H186ZM192 255V254H191ZM210 255H211V253H210ZM232 255V254H231ZM264 255V254H263ZM114 256H117V257H114ZM121 256H122V254H121ZM131 256V257H130ZM172 256V255H171ZM221 256H222V253H221ZM220 256V257H221ZM224 256V255H223ZM223 256H222V259L223 260H225L224 258H223ZM226 256V255H225ZM228 256V255H227ZM253 256H255L254 254H253ZM105 257V256H104ZM128 257H130V259L128 258ZM173 257V256H172ZM178 257V256H177ZM180 257H181V255H180ZM211 257H212V255H211ZM218 257V256H217ZM262 257V256H261ZM183 258V257H182ZM181 258V259H182ZM185 258V257H184ZM183 258V259H184ZM206 258V257H205ZM204 258V259H205ZM231 258V257H230ZM263 258H264V256H263ZM103 259H104V261H103ZM120 259V258H119ZM174 259H176L175 257H174ZM199 259H201V260H199ZM212 259H215V256H214V258H212ZM258 259H261L260 257L258 258ZM206 260H210V258H209V255L207 256V259ZM261 260H263V259H261ZM106 261H107V259H106ZM106 261H105V264H106ZM107 261V262H108ZM112 261V263L111 262H109V264H116V262L117 261H115V262H113ZM119 261V260H118ZM121 261V260H120ZM120 261H119V263H120ZM173 261V260H172ZM175 261H177V260H175ZM179 261V260H178ZM181 261V260H180ZM191 261V262H190ZM215 261H216V259H215ZM257 261H259V260H257ZM264 261V260H263ZM205 262V261H204ZM213 262V261H212ZM212 262L210 263V264H212ZM216 262H218V263H220L219 261H216ZM222 262V261H221ZM224 262V261H223ZM260 262V261H259ZM98 263V264H99ZM173 263V262H172ZM182 263V262H181ZM207 263V262H206ZM205 263V264H206ZM214 263V262H213ZM254 263V264H255ZM93 264V263H92ZM174 264V263H173ZM177 264V263H176ZM183 264H184V262H183ZM214 264H216V263H214ZM222 264V263H221ZM258 264H264V262H260V263H258Z\"/></svg>",
    "mask_w": 264,
    "mask_h": 264
},
{
    "label": "rangeland",
    "instance_id": "2",
    "mask_svg": "<svg viewBox=\"0 0 264 264\" xmlns=\"http://www.w3.org/2000/svg\"><path fill=\"white\" fill-rule=\"evenodd\" d=\"M22 1H24V2H21V0H0V20H2V21H0V44L2 45H0V51H1V53H0V62H1V64L3 63V61L6 59V61H4V63H5V65H7V66H5L4 65V63H3V65H1L0 64V71L2 72V73H4V72H6L7 71V74H9V75H7L6 73L5 74H1V72H0V82H2V83H0V89L2 88V90H0V110H1V112H0V117H1V119H0V130H1V132H0V144H1V142H4L3 144H5V146H3L2 144V148L0 147V149L2 150V154L3 155H7V151H9V152H11V153H13L14 152V154H15V151L17 152L16 154H18L19 152V154L18 155H21V156H19V157H16V161L18 162V160L17 159H19L20 157L21 158H23L24 160H23V165H25V163H27L28 161L27 160H31L32 158V155L33 154H35L36 152H38V155L41 153L39 150H34V152H33V154H30L31 155V157L29 156V159L28 158H26L28 155H29V153H31L30 152V150L28 149L27 150V148L26 149H24L23 147H24V145H26L27 146V141H25V143L24 142H22L23 141V135H25L24 134V132L26 133V131L28 130V129H26V128H29L28 127V125H29V123H31L30 121H29V119H28V121L26 120L27 118H29L28 117V115H26V113H28L30 110H31V104H30V101H32L37 95H38V99L40 98V100H39V109H40V111H41V113H39V119L38 118H36V121L37 120H40V122L41 123H47L49 126H48V128H45V130H50V122L49 121H51V120H53L52 118H54V119H56V121H58V120H61L62 121V123H61V121H58V122H60L59 124H57L58 122H56V124L58 125L57 127H60V125L61 124H63L62 126H61V128L62 127H65L66 129H67V131H65L64 130V128H58L57 130H59V129H61V132H62V130H63V132L65 133H63L64 134V137H62V138H65L66 136V134H67V140H69L71 143H73L72 145H74L75 144V146H73V148H72V150H70L71 152L70 153H74V151L76 150V152L75 153H78L77 155H79V152H80V150H82V151H84L83 150V148L82 147H84V149L87 147L86 145H87V137L86 136H84L83 135V133L86 131L87 132V127H84L85 126V124H87V122L85 123L84 121H86V117H87V114L85 113V112H87V111H83L84 113H82V114H86L85 115V120L83 119V118H81V116H80V114H81V111L82 110H84V106H79L81 103L82 104H84L83 102H87V100L85 99L86 97H84L83 99L84 100H86V101H84V100H80L79 101V99H81V96L84 94V93H82V92H84V90H82V92H81V85H82V80H85L86 78H82V77H87V76H82V75H79V74H74V72L73 71H78V68H77V66H78V63H75V64H70V63H68L66 60L64 61V59L63 58H61V57H59L58 59L60 60V61H58V59L57 58H54V60H51V59H49L48 58V60H47V58H45V59H42V60H40V61H37V57H35L34 55H33V53L34 52H36L35 50L37 49V47L39 46V47H43L44 45V47H48L49 48V51L50 50H53V51H55L56 53H59V55L61 54V56L62 55H64V53H65V51L67 52H69L70 50L72 51V52H74V50H76L77 48H78V46H80V44L82 43V41L87 37H89V38H91L90 36H92L91 35V33L92 32H90V30H93L92 28H94L95 26H96V22H97V20H98V18H99V20L101 19L102 21H103V19L104 20H106V15H108L109 17H111L112 15H114V16H112L110 19H112L113 17L115 18V19H113V21L115 20H118V21H121V20H119L118 18L120 17L121 19H123V20H126V21H128V20H131V24L132 25H128V23H129V21L127 22V23H123V21H122V23L123 24H119V25H117V23L116 22H114L117 26H120V25H123V26H125L126 25V27H129V29H130V26H133L134 27V23L137 25L136 26V29H134V30H137V27H138V30L140 29V28H142L141 26L144 24L145 25V27L146 28H148V27H150V28H153L154 26H156V27H158L159 26V28H156V27H154V29H150V28H148V30H147V32H150L151 33V36L149 35V33H147L146 35L147 36H149V37H147V40H146V38L144 39V41H146V43L147 42H149L147 45L145 44V46H142L143 47V50H144V48H145V50H144V52H143V54L146 52L147 53V58H149L150 57V59H151V61H150V59H148V61H150L149 63H151V62H153L152 64L153 65H151V66H154V65H157V64H159L160 65V63H161V65H163V62H165V66H167V65H169L168 66V68H165V69H167V71L169 70V67L171 68H174V69H170L171 70V73L170 72H168V73H170L171 74V76H173V74L174 73H177V71L179 72H182L183 71V77H186L187 75H189V72L188 71H185V70H187L188 68H189V70H190V68H191V66H193L194 65V61H195V65H196V62L198 61V59L199 58H197V57H199V55L197 56V53H199L200 54V52H198V50H197V52H196V50L194 51V47H191L190 46V41L188 40L187 41V39L190 37V36H194L195 34L196 35H198V33L200 32V31H204L203 32V34L202 35H204L205 37L207 36L208 38H210V36H211V38L210 39H212V40H210V41H207V44H208V46L211 44V43H216V42H219V39L221 38V35L223 36V38L225 39V38H228L229 36H231V34H233V36H235V34L237 33H233L232 31H230L229 30V26L231 27V25H232V23H234V21L236 22V23H239L240 21H244V23H242V22H240L241 23V25H240V23L239 24H236V23H234L233 24V30H237L236 28H237V26H239L238 27V29H241L242 31H245V29H246V31L245 32H247L248 30H247V25L248 24H246V23H250V24H253V26H255V25H257L258 26V24H259V26H262V25H260V24H263L264 23V18L262 17L263 16V13H261L262 11H261V7L262 6H260L261 4H258L259 6H260V10H259V7H257L256 6V3H255V7H252V5H254L253 3L251 4V2L253 1V0H227V1H225V0H123L124 2H130V3H135V4H137V5H139V7L142 9V10H145V11H142L141 12V9L140 8H136V10H138V11H135V9H133V8H135V7H132V6H130L129 4H127V5H125V4H122L121 6H127V8H128V10L127 9H125L126 7H123V8H121V6H119L120 8L119 9H117V8H113V7H116V6H114V5H112V3H111V5H112V7H110V5L108 6L107 4H109L108 2H106V3H99L98 2V4H97V2L96 1H94V0H57V2H55L56 0H54L52 3H55L54 5H50L48 2H47V0H30L31 2H29V0L27 1V0H22ZM79 1V2H78ZM210 1V2H209ZM218 1V2H217ZM251 1V2H250ZM256 2H257V0H255ZM27 2V3H26ZM38 2V3H37ZM76 2V3H75ZM78 2V3H77ZM84 2V4H82ZM153 2V3H152ZM224 2V3H223ZM7 3H8V5H7ZM17 3H21V5H19V4H17ZM23 3V4H22ZM26 3V4H25ZM88 3V4H87ZM258 3H259V1H258ZM17 4V5H16ZM47 4H49L50 6H49V8H48V10L46 9L47 7H45ZM106 4V5H105ZM218 4H220V5H218ZM230 4V5H229ZM250 4H251V6H250ZM10 5V6H9ZM25 7H24V6ZM32 5H36V6H32ZM79 5V6H78ZM105 5V6H104ZM197 5V6H196ZM218 5V6H217ZM225 5V6H224ZM232 5V6H231ZM6 6V7H5ZM30 7V9H29V7ZM51 6H53V7H51ZM57 6V7H56ZM62 7V9H61V7ZM77 8V10H76V8ZM87 6H89V7H87ZM91 6H92V8H91ZM100 6V7H99ZM223 6V7H222ZM242 6V7H241ZM8 7V8H7ZM15 7V8H14ZM24 7V8H23ZM71 7V8H70ZM74 7V8H73ZM80 7H81V10H80ZM108 7V8H107ZM117 7H118V5H117ZM130 7H132V8H130ZM201 7V8H200ZM208 7V8H207ZM225 7V8H224ZM235 7V8H234ZM249 7V8H248ZM250 7H251V9H250ZM6 10H5V9ZM9 8L11 9V10H9ZM13 8H14V10H13ZM21 8H22V10H21ZM83 8V9H82ZM90 8V9H89ZM112 8H113V10H112ZM130 8V9H129ZM207 8V9H206ZM211 8V9H210ZM234 8V9H233ZM254 8V9H253ZM46 9V10H45ZM50 9V10H49ZM66 9V10H65ZM92 9H94V10H92ZM115 9V10H114ZM160 9H163V10H160ZM222 9H224V10H222ZM256 9V10H255ZM5 10V11H4ZM8 10V11H7ZM18 10V11H17ZM27 10V11H26ZM36 10V11H35ZM65 10V11H64ZM68 10V11H67ZM87 10V11H86ZM97 10V11H96ZM117 10H118V12H117ZM120 10V11H119ZM131 10V11H130ZM140 10V11H139ZM174 10V11H173ZM197 10V11H196ZM200 10V11H199ZM5 13H4V12ZM20 11V12H19ZM31 11V12H30ZM46 11V12H45ZM48 11V12H47ZM51 11H53L52 12V14L53 13H59V12H64V13H66V20L68 21V20H71V19H76V20H78V21H81L80 22V24H79V27L78 28H80L79 30H77V31H79L80 32V34H77L76 32V29H78L76 26H72V24H71V27L73 28H71V30H70V24H68L67 26H65V27H63L64 26V23H66V21H60L59 23L57 22L58 21V19L59 18H57V15L56 14H53L52 16H53V18H54V20H56V27H55V29L53 28V31H54V33H53V31L51 32H46L47 31V26H48V22L51 20L49 17H46V16H44V13H49V12H51ZM123 11V12H122ZM129 12V14L127 13V12ZM133 11V12H132ZM134 11H135V13H134ZM178 11H180V12H178ZM213 11V12H212ZM261 11V12H260ZM3 12V13H2ZM10 12V13H9ZM34 12V13H33ZM71 12V13H70ZM88 12V13H87ZM95 12V13H94ZM97 12V13H96ZM103 12V13H102ZM116 12V13H115ZM123 13V14H121V13ZM130 12H131V17H127V16H124V14H127V15H130ZM136 12L138 13V12H140V14L138 13L137 14V19H136ZM149 12V13H148ZM218 12H220V13H218ZM226 12V13H225ZM231 12V13H230ZM1 13H2V15H1ZM22 13V14H21ZM110 13V14H109ZM132 13H133V15H134V17H133V15H132ZM144 13V14H143ZM147 13H148V15H147ZM164 13V14H163ZM179 13V14H178ZM198 13V14H197ZM218 13V14H217ZM7 14V15H6ZM10 14V15H9ZM19 14V15H18ZM70 16V17H68V15ZM91 14V15H90ZM96 14V15H95ZM117 14V15H116ZM119 14H120V16H119ZM145 14H146V17H145ZM150 14V15H149ZM187 14V15H186ZM216 14V15H215ZM260 14H262V16L260 15ZM16 17H15V16ZM25 15V16H24ZM76 15V16H75ZM106 17H105V16ZM116 15V16H115ZM123 15V16H122ZM167 15V16H166ZM185 15V16H184ZM192 15V16H191ZM199 17H198V16ZM211 15V16H210ZM213 15V16H212ZM219 15V16H218ZM233 15V16H232ZM35 16V17H34ZM72 16V17H71ZM78 16V17H77ZM81 16V17H80ZM94 16H95V18H94ZM122 16V17H121ZM173 16H176V17H173ZM181 16V17H180ZM189 16V17H188ZM196 16V17H195ZM236 16V17H235ZM260 16L262 17V18H260ZM18 17V18H17ZM29 17V18H28ZM56 17V18H55ZM86 17H88V18H86ZM93 17V18H92ZM102 17H103V19H102ZM109 17H108V19H107V21H110L111 22V20L109 19ZM206 17H208V18H206ZM239 17V18H238ZM256 17V18H255ZM4 18V19H3ZM21 18V19H20ZM48 18H49V20H48ZM68 18V19H67ZM128 20H127V19ZM145 18V19H144ZM156 18V19H155ZM173 18H174V20H173ZM190 18V19H189ZM194 18V19H193ZM210 18V19H209ZM213 18V19H212ZM225 18V19H224ZM22 19H23V21H22ZM62 19H63V17H62ZM83 19V20H82ZM94 19V20H93ZM149 19V20H148ZM159 19V20H158ZM161 19V20H160ZM165 19V20H164ZM201 19V20H200ZM227 19V20H226ZM233 19V20H232ZM260 19V20H259ZM21 20V21H20ZM45 20H46V22H45ZM64 20H65V18H64ZM87 20V21H86ZM135 20H137V21H135ZM141 22H140V21ZM150 20L152 21V22H150ZM173 20V21H172ZM261 20H263V23H261L262 21ZM5 21V22H4ZM7 21V22H6ZM29 23H28V22ZM33 21V22H32ZM106 21V22H107ZM117 21V22H118ZM142 23L143 22V24L141 25L140 23ZM147 23H146V22ZM148 21L150 22V23H148ZM159 21V22H158ZM200 21V22H199ZM208 21L210 22V23H208ZM222 21V22H221ZM232 21V22H231ZM239 21V22H238ZM247 21V22H246ZM249 21V22H248ZM261 21V22H260ZM2 22V23H1ZM101 22V21H100ZM106 22H102L103 24L105 23L106 24V26H108L107 25V23ZM213 22H217V23H214L213 24ZM219 22V23H218ZM225 22V23H224ZM254 22L256 23L255 25H254ZM260 22V23H259ZM14 23V24H13ZM20 23V24H19ZM24 23H25V25H24ZM32 23H34V24H32ZM59 24V26H58V24ZM81 23L83 24L82 25V27H85L86 26V23H87V35L85 34V30L86 29H81L82 27H81ZM89 23H90V25H89ZM97 23H99V22H97ZM129 23V24H130ZM138 23V24H137ZM167 23V24H166ZM201 23V27H200V24ZM203 23V24H202ZM204 23L205 24H207L208 25V29H207V26L206 25H204ZM223 23V24H222ZM63 24V25H62ZM108 24L109 25H112V26H116V25H114L113 23H109L108 22ZM211 24V25H210ZM217 24H219V25H217ZM7 25H10V26H7ZM36 25V26H35ZM99 25V24H98ZM98 25L96 26V27H98ZM140 26V28H139V26ZM143 25V26H144ZM162 25V26H161ZM198 25V26H197ZM204 25V26H203ZM214 25V26H213ZM221 25V26H220ZM244 25V26H243ZM13 26V27H12ZM25 26V27H24ZM69 26V27H68ZM116 26V27H117ZM148 26V27H147ZM152 26V27H151ZM174 26H175V28H174ZM177 26V27H176ZM180 26H182V27H180ZM185 26H186V28H185ZM192 26H193V28H192ZM205 26H206V28H205ZM209 26H210V28H209ZM236 26V27H235ZM241 26H243V27H241ZM245 26H246V28H245ZM4 27V28H3ZM9 27H10V30H9ZM45 27V28H44ZM162 27V28H161ZM198 27H200V31H199V28ZM211 27H213V28H211ZM216 29H215V28ZM226 27V28H225ZM15 28V29H14ZM65 28V29H64ZM69 28V29H68ZM156 28V29H155ZM181 28H184V30L183 29H181ZM188 28V29H187ZM197 28V29H196ZM203 30H202V29ZM218 28V29H217ZM224 28V29H223ZM39 29V30H38ZM45 29H46V31H45ZM67 29H68V31H67ZM95 29V28H94ZM133 28L131 27V30H132ZM161 29V32H164V31H166V32H164V34L165 35H159V37L160 38H158V36L156 37V35L157 34H155V33H158L157 31L158 30H160ZM162 29H164V30H162ZM173 29V30H172ZM179 29H181L182 31H184L183 33L182 32H180L179 31ZM185 29L188 31L189 30V33L191 34L192 32L190 31L191 29H192V31L194 32V30H196L195 32H194V35H190V36H187V35H189L188 33H186L185 34ZM210 29V30H209ZM212 29V30H211ZM222 29V30H221ZM15 30V32H13ZM33 30V31H32ZM58 30V31H57ZM73 30H75V31H73ZM81 30H82V32H81ZM157 30V31H156ZM176 30V31H175ZM199 32H198V31ZM207 30H209L208 32H207ZM216 30V31H215ZM227 30V31H226ZM229 30V31H228ZM25 31V32H24ZM27 31V32H26ZM37 31V32H36ZM153 31H155V32H153ZM170 31H174V32H176L177 33V35L178 34H180V35H184L186 38L185 39H183V40H185L188 44V46L189 47H191V48H189L187 45V49H185V53L183 52V48L185 47L184 45L186 44H184L183 46H181V40L182 39H180V40H178L177 38H178V36H176L175 34L176 33H174L173 32V34L170 32ZM186 31V32H187ZM238 31V30H237ZM3 32H5V34L3 33ZM23 32V33H22ZM34 33V36H33V34L32 33ZM153 32V33H152ZM168 32V33H167ZM169 32H170V34H169ZM180 32V33H179ZM198 32V33H197ZM207 34H206V33ZM229 32H231L230 33V35L228 34ZM241 31L239 30V33H240ZM244 32V33H245ZM12 33H15V34H12ZM20 33V34H19ZM68 33V34H67ZM72 33V34H71ZM160 33V32H159ZM201 33V32H200ZM208 33H209V35H208ZM217 33H218V35H217ZM223 33H226V34H223ZM243 33V32H242ZM28 34V35H27ZM43 34L46 36H43ZM51 34V35H50ZM153 34V35H152ZM161 34H163V33H161ZM215 34V35H214ZM229 36H228V35ZM241 34V33H240ZM16 35V36H15ZM21 35V36H20ZM32 35V36H31ZM40 35H41V37H40ZM48 35V36H47ZM78 35V36H77ZM86 35V36H85ZM154 35H155V37H156V40H154V39H152L153 37H154ZM167 35V37H165ZM175 35V36H174ZM227 35V36H226ZM238 35V34H237ZM236 35V36H237ZM30 36V37H29ZM50 36H51V38H50ZM66 36H68V37H66ZM80 36V37H79ZM153 36V37H152ZM168 36H172V37H174V38H176V40L174 41V39L173 38H169ZM183 36V37H184ZM215 36V37H214ZM219 36V37H218ZM1 37L3 38V39H1ZM15 37V38H14ZM18 37V38H17ZM30 40V41H28V39ZM39 37V38H38ZM45 37V38H44ZM60 37V38H59ZM62 37V38H61ZM64 37V38H63ZM151 37V38H150ZM154 37V38H155ZM162 37V38H161ZM195 37V36H194ZM198 37V36H197ZM206 37V38H207ZM11 38L13 39V40H11ZM50 38V39H49ZM56 38V39H55ZM81 38H82V40H81ZM88 38V39H89ZM150 39V41H149V39ZM165 38H168V40L167 39H165ZM181 38V37H180ZM207 38V40H209ZM216 38H218V39H216ZM6 39V40H5ZM22 39H26L25 41L24 40H22ZM31 39H33V42L31 41ZM38 40V41H35V40ZM42 39V40H41ZM44 39H45V42H43L44 41ZM51 40L50 42H52V43H48L49 42V40ZM66 39V40H65ZM76 39V40H75ZM151 39L153 40V41H151ZM162 41H161V40ZM170 39H172V40H170ZM190 39V38H189ZM191 39H192V37H191ZM190 39V40H191ZM195 39H196V37H195ZM229 39H231V38H229ZM229 39H227V40H229ZM5 40V41H4ZM10 40V41H9ZM21 40V41H20ZM56 40V41H55ZM59 40V41H58ZM64 40V41H63ZM170 40V41H169ZM183 40H182V42H183ZM14 41V42H13ZM17 41H20V43L21 44H23V45H21L20 47V50L18 49V51H16V49H14L13 48V44L15 43V42H17ZM42 41V42H41ZM47 41V42H46ZM76 41H78V42H80V43H78V42H76ZM154 41H158V42H155V43H153ZM165 42V43H162V45L164 44H166V46H162V45H159V44H161V42ZM174 41V42H173ZM178 41H180V43L179 44H177L178 43ZM212 41H214V42H212ZM23 42V43H22ZM28 42H30V43H28ZM32 42V43H31ZM54 42V43H53ZM60 42V43H59ZM63 43V46H62V43ZM65 42V43H64ZM76 42V43H75ZM142 42V41H141ZM167 42H171L170 44L169 43H167ZM177 42V43H176ZM210 44H209V43ZM40 43V44H39ZM59 45H57V44ZM69 43V44H68ZM73 44V46H74V44H75V46L77 47H75L76 49H74L73 50V46H72V44ZM79 45H78V44ZM138 43H140V42H138ZM150 43H152V44H150ZM159 43V44H158ZM177 45H176V44ZM30 44V46H28V45ZM32 44L35 46H32ZM42 44H44V45H42ZM47 44H49V45H47ZM53 46H51V45ZM217 44V43H216ZM27 45V46H26ZM78 45V46H77ZM154 45V46H153ZM155 45H157V46H155ZM173 45V48L171 47ZM175 45V46H174ZM178 45H180L181 47H182V49L183 50H181V51H179L178 50ZM192 46H193V44H191ZM12 46V47H11ZM51 46V47H50ZM57 46V47H56ZM72 46V47H71ZM148 46H150V47H148ZM159 46V47H158ZM160 46H162L164 49L167 47V49L169 48V49H172L171 51L172 52H168V54H167V56L166 57H164L163 55V53H161V51L163 50V48L162 47H160ZM177 46V47H176ZM179 46V48H181ZM3 47H5V48H3ZM22 47H27V48H30L31 50H28V51H26V54H23V55H26V56H22V55H20V54H22V53H20V52H22L21 51V49H22ZM61 47V48H60ZM69 47H71L72 49H69ZM142 47H141V50H142ZM157 47V48H156ZM50 48H52V49H50ZM63 48H64V50H63ZM147 48H149V49H147ZM154 48L156 49L155 51H154ZM159 48H160V50H159ZM174 48H177V50L179 51H177L176 49L174 50ZM186 48V47H185ZM189 48V49H188ZM8 49V50H7ZM58 49V50H57ZM66 49V50H65ZM147 49V50H146ZM150 49H152L151 51L153 52H150ZM158 49V50H157ZM190 49L192 50V51H190ZM7 50V51H6ZM16 52H15V51ZM57 50V51H56ZM63 50V51H62ZM187 50H189V52H188V54L190 53V52H192V54L194 53V52H196V55L194 54L193 56H197L196 57V59L193 57V59H195V60H191L190 61V59H192L191 58V55L189 54L188 56L190 57H187ZM70 51V52H71ZM157 51H158V54H157ZM160 51V52H159ZM164 51V50H163ZM11 52V53H10ZM30 52V53H29ZM32 52V53H31ZM142 52V51H141ZM156 52V53H155ZM176 52V53H175ZM178 52V53H177ZM7 53H9L8 55H7ZM15 53H17L16 55L17 56H14L15 55ZM50 53L52 54H54V52H51L50 51ZM55 53V54H56ZM153 55H152V54ZM161 53V54H160ZM174 53L176 54V57L174 56ZM184 53V54H183ZM29 54V55H28ZM34 54H36V53H34ZM54 54V55H55ZM149 54L151 55V56H149ZM156 54V57H158V59L156 58V57H154V55ZM160 54V55H159ZM163 54V55H162ZM171 54H173V55H171ZM179 54H183V55H180V56H184V57H181V58H185V59H183V62H181L182 61V59L181 58H178V55ZM171 55V57H169ZM186 55V56H185ZM204 54H202V55H200V56H202V57H200L201 58V60L203 59V56ZM18 56H21V57H18ZM152 56L154 57V58H152ZM159 56H160V58H159ZM179 56V57H180ZM239 56H240V54H239ZM8 59H7V58ZM16 57V58H15ZM25 57V58H24ZM28 57V58H27ZM34 57V58H33ZM142 57H143V55H142ZM163 57H164V59H163ZM172 57H174L173 59H171ZM205 57H206V55H205ZM204 57V58H205ZM236 57H238V56H235V58ZM4 58V59H3ZM23 59V60H21V59ZM61 58V59H60ZM167 58V59H166ZM170 58V59H169ZM188 58V59H187ZM16 59H18V60H16ZM33 59V60H32ZM52 59H53V57H52ZM56 59V60H55ZM153 59V60H152ZM168 60L167 62L169 63V62H171V63H173V64H171L170 65V63L169 64H167L166 65V60ZM176 59V60H175ZM234 59V58H233ZM237 59V58H236ZM235 59V60H236ZM8 60H10V62L8 61ZM14 60V61H13ZM16 60V61H15ZM20 60V61H19ZM25 60H26V62H25ZM39 60V59H38ZM155 60V61H154ZM164 60V61H163ZM171 60V61H170ZM174 60V61H173ZM180 60V61H179ZM184 60H185V62H184ZM189 60V61H188ZM206 61V59H203V61ZM235 60H230V61H226V64H225V66H223V68L225 67V69H227V70H229V71H233L234 72V70L231 68V67H233L234 65H235ZM17 61H18V63H17ZM22 61V62H21ZM30 61V62H29ZM181 63H179V62ZM188 61V62H187ZM237 61V60H236ZM35 62V63H34ZM39 62V63H38ZM45 62V63H44ZM49 63V65H48V63ZM52 62V63H51ZM55 62V63H54ZM61 62V63H60ZM174 62H175V64H174ZM198 62H202V61H200V59H199V61ZM197 62V63H198ZM8 63H9V65H8ZM51 63V64H50ZM54 63V64H53ZM59 63V64H58ZM154 63H156V64H154ZM177 63V64H176ZM179 63V64H178ZM185 63H186V66H185ZM190 63H193V64H190ZM231 63H233L232 65H231ZM11 64V65H10ZM22 64H24V65H22ZM46 64V65H45ZM56 64V65H55ZM229 64H230V66H229ZM242 64V63H241ZM241 64L239 65L241 68H239V66L237 67V66H234L235 68H238V69H240V71H244L245 70V67L243 66V64H242V66H241ZM22 67H21V66ZM42 65V66H41ZM53 65H54V67H53ZM65 65H67V66H65ZM77 65V66H76ZM174 65V66H173ZM189 65H191L190 67H189ZM2 66V67H1ZM3 66H4V68H3ZM28 68H27V67ZM46 66H48L47 68H46ZM50 66H51V68H50ZM60 66V67H59ZM69 66V67H68ZM164 66V67H165ZM185 66V67H184ZM187 66H188V68H187ZM35 67V68H34ZM43 67V68H42ZM54 68V72H52L53 71V68ZM65 67V68H64ZM72 67H73V69H72ZM158 68H159V66H157ZM180 67V68H179ZM233 67V68H234ZM244 67V68H243ZM1 68H3L2 70H1ZM9 70H7V69ZM69 68V69H68ZM77 68V69H76ZM155 68H156V66H155ZM154 68V69H155ZM193 68V67H192ZM234 68V69H235ZM44 69V70H43ZM50 69V70H49ZM52 69V70H51ZM57 69V70H56ZM157 69V68H156ZM161 69H163V67L161 68ZM175 69H177V71L176 72H174L175 71ZM182 69V70H181ZM15 70V71H14ZM18 70V71H17ZM20 70V71H19ZM32 70V71H31ZM42 70V71H41ZM46 70V71H45ZM48 70L50 71V73L48 72ZM61 70L63 71V72H61ZM70 70V71H69ZM71 70H73L72 72H71ZM151 70V69H150ZM158 70V69H157ZM169 70V71H170ZM174 70V71H173ZM41 71V72H40ZM44 71V72H43ZM61 72V73H59L58 74V72ZM153 71V70H152ZM167 71H165V72H167ZM172 71H173V73H172ZM237 71V70H236ZM235 71V72H236ZM9 72V73H8ZM47 73V75H46V73ZM66 72V73H65ZM154 73H157L155 70L153 71ZM179 72V73H180ZM188 73V74H185V73ZM42 73H44L43 75H42ZM56 73L58 74V76L56 75ZM65 73V74H64ZM68 73H72L73 75H70V77L69 76H66V75H68ZM50 74V75H49ZM55 74V75H54ZM62 76H61V75ZM181 75H182V73H180ZM180 74H176V75H174V77L175 76H180ZM2 75H4L7 79H5V78H3L4 76H2ZM7 75V76H6ZM17 75V76H16ZM41 77H40V76ZM63 75H65V76H63ZM160 76L158 77V74H156V75H153L152 76V78L154 79V81H153V79H152V81L153 82H157V83H159V82H161V83H159V87H160V84H161V86H163L166 82H162V81H159L160 80V78H161V76H162V78H164L163 77V74L161 75V74H159ZM11 77V79H12V81H11V79H10V77ZM55 76V77H54ZM74 76V77H73ZM77 76V78H75ZM79 76V77H78ZM82 76V77H81ZM219 76V75H218ZM217 76V74H215V76H214V78H213V76H212V78L210 79L209 78V80H208V83L207 84H209V87H207V91L205 92L204 91V93H202L201 95L199 94V92H198V94H199V96L197 95V97L194 99V101H195V103H194V101L192 102L193 104H191V108L189 107V108H186L187 110L185 111L186 112V115L187 116H185V119H186V122L188 123L187 124V126L184 128V133L185 134H183L182 135V142H181V139L178 137V139L177 140H179V141H176L175 142V144L172 146L173 147V152H172V155H170L169 156V159L170 158H172V160L170 159V160H168V163H170L169 165L172 167V168H174L173 170H172V168L170 167V172L172 173V172H174L173 173V175L172 176H170V178L171 177H174L175 176V174L179 177V178H177V179H175L177 176H175V180L174 179H172L171 181V187H175L174 188V191H176L175 189H179V190H177V191H180V193H178L179 195H177L178 196V202L181 204V205H179V207H181V209H183L182 211H184V212H182V211H179V214L178 215H180L179 216V218H181L180 219V223H182L181 224V228H182V230H184V231H182V233H180V235H182L183 234V239L181 238V240H180V242L181 243H178V244H175L176 243V241L174 242H172V245H170L171 247H170V250L168 251L169 252V258L171 259V264H183V262H184V264H185V262L187 261V259L189 258V256L191 257V256H193L194 258H197V255H196V253L197 252H199V254H198V258H201L200 256H202V264H205L206 262V264H210L212 261L214 262V263H216V264H223V263H225V262H228V261H226L227 260V258H228V260H230L231 261V259H232V257H233V259H235L236 257H238L237 255H239L240 254V250H243V248L245 247V245L247 246V245H249L250 244V247H254L255 246V244H254V241L253 240H248V243H246V244H244L245 242V240H243L242 241V238L240 237V236H238V233H241V231H240V229H244V228H248V224H250L249 222L247 223V218L249 217V219H250V216L252 215V217H254L255 215V218L257 217V218H259L261 215H262V217H264L263 215H264V183H262V182H264V179L262 180L261 178H264L263 176L262 177H260V175H258L257 177H260V179L259 178H257V180L256 181H262V182H260V183H258V182H255V183H253L252 181L254 180V179H256V178H254V175H255V177H256V175H257V173L259 172L260 174H262L263 175V173H262V171H264V170H261L263 167L261 166L262 164H264V163H260V169H259V166H258V164H259V162L257 163V165L256 166H254V164L256 163V162H254V164H253V162H250L249 164H251L253 167H256V168H253L252 166H250V165H248V167H247V162H245L244 164H245V167H243V165H241L242 164V162L243 161H241V159L242 158H244V151H245V149L243 148V147H245L246 148V151H248L250 148H251V150L253 149V148H256V146L258 145L256 142L257 141H259V140H255V138L256 139H258V137L260 136H258V132H260L259 130L261 129V127H260V125L261 124H256V123H254V125L256 124L257 125V127L259 128L260 127V129L257 131V133H256V129H258V128H254L253 129V127H256V125L254 126V125H250L249 126V129H246V128H244V126L245 125H240V123H235L233 120H232V118H230L231 116H233V119H234V116H238V118L239 117H241L242 115L240 114V113H238V114H240V115H237V114H234V113H236V112H234L233 114L234 115H231L232 113L230 112V111H227L228 109V107H227V104L225 103V101L227 102V96H228V94L229 93H227V92H231V91H229L226 87H224V86H222L223 88H222V90L220 89L221 88V86L220 85H217V83H218V81H217V83H216V80H221L222 81V79H224V81H222V82H225L226 80L227 81H229V79H225V77L223 78V77H221V76H219L218 77ZM27 77V78H26ZM32 77V78H31ZM44 77V78H43ZM47 77V78H46ZM54 77V78H53ZM58 77V78H57ZM63 77V78H62ZM73 77V78H72ZM156 77H158V79L156 78ZM177 77H175V79L173 78V79H169V81H167V83L168 84H172L173 82H174V86H175V84H176V79H177ZM2 78V79H1ZM15 80H14V79ZM23 78V79H22ZM26 78V79H25ZM41 78V79H40ZM56 78V79H55ZM79 78V79H78ZM82 78V79H81ZM161 78V79H162ZM180 77H178V79H179ZM220 78V79H219ZM222 78V79H221ZM227 78V77H226ZM4 79V80H3ZM8 79H10V81L8 80ZM44 79V80H43ZM52 79V80H51ZM69 79V80H68ZM155 79H157L156 81H155ZM215 80V82L213 81V80ZM14 80V81H13ZM35 80V81H34ZM38 80V81H37ZM75 80V81H74ZM163 80V79H162ZM175 80V81H174ZM180 80V79H179ZM179 80H177V82L179 81ZM211 80V81H210ZM235 80V79H234ZM233 80V81H234ZM67 81V82H66ZM79 81V82H78ZM164 81V80H163ZM193 82L195 81L196 82V79L195 80H192ZM232 81V80H231ZM231 81H229V82H231ZM232 81V82H233ZM238 82L239 83V87L240 88H243V86L245 87V85L242 83V81L241 80H235L234 82ZM4 82H5V84H4ZM8 82V83H7ZM10 82V83H9ZM38 82V83H37ZM56 82V83H55ZM72 82V83H71ZM82 82V83H81ZM85 83H87V79H86V81H84ZM153 82H151V80H150V83H152V84H154ZM231 82V83H232ZM233 82V83H234ZM237 82L236 83H234V84H237ZM12 83V84H11ZM164 83V84H163ZM242 83V84H241ZM70 84V85H69ZM74 84V85H73ZM99 84H101V83H99ZM168 84H166V87H167V85ZM186 84H187V86H188V82H186ZM214 84H216V85H214ZM219 84V83H218ZM4 85V86H3ZM6 85V86H5ZM7 85H8V87H7ZM12 85L13 87H10V86ZM24 85V86H23ZM66 85V86H65ZM157 85V84H156ZM156 85L154 84V86L156 87ZM168 85L169 86V88L171 87V88H173L172 86L173 85ZM210 85H211V87H212V89L211 90H213V91H216L215 93H213V91L212 92H210L211 90H210ZM238 85V84H237ZM31 86V87H30ZM45 86V87H44ZM60 86V87H59ZM68 86V87H67ZM73 86V87H72ZM85 86H87V84H85ZM150 86L152 87L153 85H151L150 84ZM154 86L152 87V88H154ZM183 86H184V84H183ZM187 86H185V90L188 88ZM217 86H219L218 88H217ZM7 87V88H6ZM10 87V88H9ZM30 87V88H29ZM83 87H84V84H83ZM158 86L156 87V89H158L159 88ZM187 87V88H186ZM214 87V88H213ZM21 88V89H20ZM63 88V89H62ZM168 88V87H167ZM209 88V89H208ZM216 88V89H215ZM13 91H12V90ZM18 89V90H17ZM33 89V90H32ZM48 89V90H47ZM66 89V90H65ZM73 89H75V90H73ZM80 89V90H79ZM82 89H84V88H82ZM87 89V88H86ZM155 89V88H154ZM156 89L155 90H153V91H156ZM225 89H227V90H225ZM244 89V88H243ZM9 92H8V91ZM32 90V91H31ZM63 90H65V91H63ZM73 90V91H72ZM176 90H177V92H178V89L176 88ZM176 90H174V91H172V93H170L171 91H169L168 92V94L166 93L165 95H164V98H166V100H170L171 98V101H173V104L171 103V105L173 106V108H178V106L180 107V101H183L182 100V98L183 97H185L186 95V92H183V91H185L184 90V87H182L181 86V89L180 90H183L182 92H183V94H184V96H183V94L180 92V90H179V92L177 93L176 92ZM189 90V89H188ZM218 90V91H217ZM219 90H221V92H219ZM225 90V91H224ZM238 90H241V89H238ZM1 91H3L2 93H1ZM24 91H25V93H24ZM27 91V92H26ZM52 91V92H51ZM77 91V92H76ZM79 91H80V93H82V95L79 93ZM227 91V92H226ZM11 92V93H10ZM33 92V93H32ZM35 92H37L36 94H35ZM74 92H76L75 94H74ZM174 92V93H173ZM210 92V93H209ZM226 92V93H225ZM7 94L6 95V97H4L5 99H2V94L4 95V94ZM45 93V94H44ZM180 93V94H179ZM195 93V92H194ZM208 93V94H207ZM214 94V95H212V94ZM8 94H9V96H10V98H9V96H8ZM11 94V95H10ZM25 96H24V95ZM30 94V95H29ZM44 94V95H43ZM58 94V95H57ZM72 94V95H71ZM81 96H80V95ZM172 94V95H171ZM218 94V95H217ZM219 94H220V96H219ZM32 95V96H31ZM36 95V96H35ZM43 95V96H42ZM46 95H48L47 97H45ZM64 95V96H63ZM204 95V96H203ZM207 95H208V97H207ZM211 97H210V96ZM218 96V98L216 97V96ZM225 95H227V96H225ZM18 96V97H17ZM42 96V97H41ZM56 96V97H55ZM78 96H80V97H78ZM84 96V95H83ZM82 96V97H83ZM86 96H87V93H86ZM166 96V97H165ZM29 97V103H27L26 101H24V99L25 100H27L26 98H28ZM45 97V98H44ZM71 97H72V99H71ZM78 97V98H77ZM169 97V98H168ZM212 99V101H211V99ZM214 97H215V99H214ZM222 97V98H221ZM14 100H13V99ZM42 98V99H41ZM58 98H59V100H58ZM201 98V99H200ZM204 98V99H203ZM205 98H207V99H209V100H207V99H205ZM38 99H37V102H38ZM49 99H50V101H49ZM197 99V100H196ZM203 99V100H202ZM217 99H219V100H217ZM224 101H223V100ZM3 100H5L4 102H3ZM13 100V101H12ZM21 100V101H20ZM45 100H46V102H45ZM77 100H78V102H77ZM200 100H202V104H201V101ZM207 100V101H206ZM81 101H83V102H81ZM196 101H199V102H196ZM210 102V104L212 105V103L213 104H216L215 105V107L212 105L211 107H210V104H209V102ZM217 101V102H216ZM221 101H222V103H221ZM10 104H9V103ZM12 102V103H11ZM21 102V104H19ZM44 102L46 103V104H44ZM58 102H59V104H58ZM63 102H65V104L63 103ZM68 102V103H67ZM81 102V103H80ZM218 102H220V105L218 104ZM4 103V104H3ZM7 105H6V104ZM17 103H18V105H17ZM28 104V106H26V104ZM77 103V104H76ZM182 103V102H181ZM226 105H225V104ZM1 104H2V106H1ZM15 104V105H14ZM25 106H24V105ZM40 104H41V106H40ZM43 104V105H42ZM178 106H177V105ZM180 104V105H179ZM218 104V105H217ZM11 107H10V106ZM49 105H50V108H49ZM60 105V106H59ZM62 105V106H61ZM67 105V106H66ZM72 105V106H71ZM207 105H209L208 107H206V109L207 108H209L210 109V111H209V109H205V107L204 106H207ZM224 105V106H223ZM23 106V107H22ZM48 106V107H47ZM86 106H87V104H86ZM85 106V107H86ZM175 106V107H174ZM196 106V107H195ZM200 106V107H199ZM226 106V107H225ZM6 107V108H5ZM9 107V108H8ZM20 109H19V108ZM29 107V108H28ZM44 107V108H43ZM46 107V108H45ZM53 107H57V109H58V113H57V109L56 108H53ZM64 107V108H63ZM68 109H67V108ZM75 107V108H74ZM80 107L82 108V109H80ZM204 109H202V108ZM212 107H214L215 109H214V111H213V108ZM216 107H217V109H218V107H223L222 109H219V110H221L220 112H224L223 114L222 113H220L219 114V110H218V112L217 111H215L216 110ZM64 109V110H62V109ZM184 108V109H185ZM198 110H196V109ZM202 109V110H200V109ZM211 108H212V113H211ZM224 108L226 109V111H224ZM7 109H8V111H7ZM23 109V110H22ZM25 109V110H24ZM30 109V110H29ZM45 109V110H44ZM53 109H56V111L55 110H53ZM71 109V110H70ZM76 109V110H75ZM78 109V110H77ZM183 109V110H184ZM195 109V110H194ZM4 110V111H3ZM47 110V111H46ZM66 110H67V112H66ZM85 110H87L86 108H85ZM19 111V112H18ZM39 111V112H40ZM44 113H43V112ZM52 111H54V113H57V114H54V113H50V112H52ZM63 111V112H62ZM80 111V112H79ZM189 111V112H188ZM204 111V112H203ZM7 112H9V113H7ZM26 112V113H25ZM65 112H66V114H65ZM76 112V113H75ZM78 112H79V114H78ZM188 112V113H187ZM192 112V113H191ZM194 112V113H193ZM214 112V113H213ZM218 113L217 115L218 116H216V114L215 113ZM227 112V113H226ZM228 112H230L229 114H228ZM3 113V114H2ZM14 113V114H13ZM49 113H50V115H49ZM60 113V114H59ZM72 113H74V114H72ZM191 113V114H190ZM202 113V114H201ZM209 113V114H208ZM210 113H211V115H210ZM25 114V115H24ZM45 114V115H44ZM61 114H63V115H61ZM70 114V115H69ZM195 114V115H194ZM204 114V115H203ZM6 115V116H5ZM7 115H8V117H7ZM18 115V116H17ZM23 115V116H22ZM44 115V116H43ZM71 115L73 116V117H71ZM75 115V116H74ZM84 115H83V117H84ZM194 115V116H193ZM204 117H203V116ZM205 115H207V116H205ZM225 115V116H224ZM229 117H228V116ZM15 116V117H14ZM25 116H27V117H25ZM42 116H43V118H42ZM51 116V117H50ZM189 116V117H188ZM209 116H211L210 118H209ZM213 116H216V117H218V118H216V117H214V120L212 119L211 120V118H213ZM221 116V117H220ZM224 116V117H223ZM7 117V118H6ZM10 117V118H9ZM41 117V118H40ZM49 117L51 118V119H49ZM79 117V118H78ZM195 119H194V118ZM197 117V118H196ZM206 118L205 120L204 119H201V118ZM226 117H228V118H226ZM6 118V119H5ZM9 118V119H8ZM24 118H25V120H24ZM58 118H61V119H58ZM76 118V119H75ZM81 118V119H80ZM224 118H226V119H224ZM236 118V120L235 121H237L238 120V118L237 117H235ZM14 119H17L18 121H20V122H18L17 120H14ZM68 119V120H67ZM211 120V123H210V121H208V120ZM230 119V120H229ZM6 120V121H5ZM44 122H43V121ZM70 120V121H69ZM74 120V121H73ZM76 120V121H75ZM80 120V121H79ZM81 120H82V123H83V125H81L82 123H81ZM84 120V121H83ZM202 121V122H204V126H202L203 125V123L201 122V124H198L200 121ZM218 120V121H217ZM224 120V121H223ZM227 122H226V121ZM11 121V122H10ZM25 121V122H24ZM48 121V122H47ZM55 121V120H54ZM54 121H52V122H54ZM63 121H64V123H63ZM67 121V122H66ZM205 121H206V123H205ZM213 121H214V123H213ZM225 123V125L224 124H222L223 122ZM229 121V122H228ZM232 121V122H231ZM238 121H240V118H239V120ZM5 122L7 123V124H5ZM10 124H9V123ZM17 122V123H16ZM22 122V123H21ZM38 122V121H37ZM185 122V123H186ZM189 122H190V124H189ZM196 122H198V123H196ZM207 122L211 125V129L213 130V131H210V126L209 127H207L206 128V125L208 126V124H207ZM217 122V123H216ZM221 122V123H220ZM235 123V125H236V131H235V126L233 125L232 126V124L231 123ZM50 123V124H49ZM55 123V122H54ZM65 123H67V124H65ZM72 123V124H71ZM80 124V126L82 127V128H80V126L78 125V124ZM85 123V124H84ZM213 123V124H212ZM218 123H219V125H218ZM44 124V125H45ZM206 124V125H205ZM220 124H222L221 126H220ZM230 125V126H228V125ZM237 124H239L238 126V128H237ZM4 125V126H3ZM18 125V126H17ZM71 125V126H70ZM193 125V126H192ZM196 125H199V126H196ZM202 127H201V126ZM17 126V127H16ZM27 126V127H26ZM30 126V125H29ZM79 128H78V127ZM87 126V125H86ZM195 126H196V128H195ZM213 126H215V127H213ZM228 126V127H227ZM234 128H232V127ZM252 126V128L250 129V127ZM12 127V128H11ZM26 127V128H25ZM56 127V128H57ZM69 127H70V129H69ZM190 128V130H189V128ZM219 127V128H218ZM222 127V128H221ZM240 127H241V129H242V127H243V129H245L244 131L245 132H242V130L240 129ZM7 128H8V130H7ZM16 128V129H15ZM72 128V129H71ZM76 128V129H75ZM84 128L86 129L85 131H84ZM187 128V129H186ZM199 128V129H198ZM201 128V129H200ZM205 128H206V131H207V129H208V132H210L209 133V135L205 138V136H206V133L208 134V132H206L205 131ZM224 128V129H223ZM227 128H229L228 130H227ZM230 128H232L231 130L232 131H230ZM13 129H15V130H13ZM75 129V131L77 130L78 131V133H77V131L75 132V131H73ZM81 129H83V130H81ZM203 129H204V131H203ZM219 129V130H218ZM240 129V130H239ZM68 130H69V132H68ZM192 130H196L195 131V133H194V131H192ZM227 131V132H225V131ZM3 131V132H2ZM14 131V132H13ZM71 131V132H70ZM83 133H82V132ZM189 131V132H188ZM201 131V132H200ZM214 131H215V133H214ZM223 131V132H222ZM233 131H235L234 133H235V135H232V134H234L233 133ZM237 131H241V132H238V133H236ZM248 131V132H247ZM250 131V132H249ZM17 132V133H16ZM50 132V131H49ZM49 132L48 131H46V136H45V132H44V134H42L41 136L42 137H45V141H46V139H47V141L46 142H48L50 139H49ZM55 132V131H54ZM54 132H52V133H54ZM80 132L82 133L81 135H83V137H86L85 139L84 138H81L82 136H79V134H80ZM199 134H198V133ZM212 132V133H211ZM221 132V133H220ZM256 133V135H257V137H256V135H254L255 133ZM9 133V134H8ZM12 133V134H11ZM69 133V134H68ZM75 133H77V135L75 134ZM188 133V134H187ZM214 133V134H213ZM216 133H218L217 135H218V137L216 136ZM229 135V137H227L226 135L227 134ZM242 133H244L243 135H246V136H243L242 135ZM246 133V134H245ZM250 133H252V135L250 134ZM1 134H2V136H1ZM8 134V135H7ZM47 134H48V138H47ZM62 134V133H61ZM75 134V135H74ZM85 135L87 134V133H84ZM191 134V135H190ZM197 134V135H196ZM203 134H205V136L203 135ZM220 134H222V135H220ZM230 134L232 135V136H230ZM236 134H241L240 136L239 135H236ZM261 134V133H260ZM6 135V136H5ZM44 135V136H43ZM52 135H54V134H52ZM73 135H74V137H73ZM186 135V136H185ZM194 135V136H193ZM200 135V136H199ZM212 135V136H211ZM251 135V136H250ZM16 138H15V137ZM41 136L39 137V139L41 138ZM69 136V137H68ZM190 136H192L191 138H190ZM222 136H225V137H223V139H222ZM235 136V137H234ZM238 136V137H237ZM245 138V141H244V138ZM255 136V137H254ZM50 137H51V133H50ZM71 137L72 138H74V139H71ZM78 139H77V138ZM80 137V138H79ZM188 137H189V139H188ZM197 137V138H196ZM215 137H217L216 139H215ZM247 137V138H246ZM250 137V139H248ZM254 137V138H253ZM25 138V137H24ZM69 138V139H68ZM187 138V139H186ZM226 138H228V139H226ZM235 138V139H234ZM241 138V140H243L244 141V143H242L243 141H241V140H239ZM243 138V139H242ZM2 139V140H1ZM72 141H71V140ZM77 139V140H76ZM81 140L82 141V143L81 142H78V140ZM184 139V140H183ZM206 141H205V140ZM213 139H215L216 140V143H215V140H213ZM234 139V140H233ZM239 140V142L240 143H238V140ZM247 139V140H246ZM253 139V140H252ZM43 140V138H41L40 139V141H42L43 143H41L40 141L39 142H36V144H35V146H37V147H39V144L41 143V145H40V148H41V146H43L42 144H44V141ZM79 140V141H80ZM86 142L85 144H84V141ZM192 142H190V141ZM194 140V141H193ZM205 142H203V141ZM235 140H237V141H235ZM251 142V141H254L255 140V143H256V145H255V147H253V145H254V143H253V145L250 147V144H252V143H250L249 141ZM11 141L13 142V145H15V147L12 145V144H10L11 143ZM15 141V142H14ZM17 141V142H16ZM74 141V142H73ZM185 142V144H184V142ZM211 141H214V143H215V145H214V143L212 142L211 143ZM218 141V142H217ZM226 141V142H225ZM229 141V142H228ZM234 143H233V142ZM7 142V143H6ZM76 142V143H75ZM181 142V143H180ZM186 142H187V144H186ZM220 142V143H219ZM223 142V143H222ZM228 142V143H227ZM247 142V143H246ZM16 143V144H15ZM22 143V144H21ZM24 143V144H23ZM78 143H80L81 144V146H80V144H78ZM179 143V144H178ZM208 143H210V144H208ZM222 143V144H221ZM225 143V144H224ZM226 143L228 144V145H226ZM248 143H250V144H248ZM258 143H260V141L258 142ZM12 145V149L13 150H15L16 149V147H17V149L15 150V151H13L11 148H10V145ZM18 144V146H16ZM23 145V147L21 146V145ZM78 144V145H77ZM181 144H182V146H181ZM186 146H184V145ZM230 144V145H229ZM235 144H238V145H235ZM242 146H241V145ZM190 145H192V147L190 146ZM215 147H214V146ZM216 145H218L217 147H216ZM235 145V146H234ZM245 145V146H244ZM9 146V147H8ZM202 146V147H201ZM219 146H221L220 148H219ZM223 146V147H222ZM224 146H228V147H224ZM234 146V147H233ZM240 146V147H239ZM4 147V148H3ZM7 147V149L8 150H5V148ZM15 149H14V148ZM74 147H76L75 149H74ZM79 147V149H77ZM184 147H185V149H184ZM190 147V148H189ZM206 147V148H205ZM248 147H249V149H248ZM253 147V148H252ZM22 150H21V149ZM158 148H160V147H157V149H155L154 150V152H152V154L150 155V159H149V163L151 164V166H153V167H155V161L157 160V157H158V151H159V153L161 152ZM181 148V149H180ZM193 148V149H192ZM211 148H214V149H211ZM217 148H219V149H217ZM223 148V149H222ZM230 148V149H229ZM232 148V149H231ZM23 149L25 150V152L24 153H26V154H23L22 155V152H23ZM38 149V148H37ZM189 149V150H188ZM192 149V150H191ZM206 151H205V150ZM209 149V150H208ZM225 149V150H224ZM256 149H258V148H256ZM255 149V150H256ZM0 150V151H1ZM4 150V151H3ZM13 152H12V151ZM17 150H19V151H17ZM27 150V151H26ZM74 150V151H73ZM182 150H184V151H182ZM198 150V151H197ZM210 150H211V152H210ZM213 150V151H212ZM236 150V151H235ZM250 150V151H251ZM6 151V152H5ZM45 153L44 154H42V155H48L49 154V152H47L48 151V149H45ZM73 151V152H72ZM79 151V152H78ZM80 152L81 154L83 153V152ZM87 151V148H86V150H85V153H87L86 152ZM188 151V152H187ZM190 151V152H189ZM197 151V152H196ZM202 151H203V153L205 152V154H202ZM223 151H225V153L226 154H224V152ZM226 151H228V152H226ZM230 151V152H229ZM234 151H235V153H234ZM241 151V152H240ZM246 151H245V154H246ZM29 152V153H28ZM40 152V153H39ZM179 152V153H178ZM187 152V153H186ZM211 153L210 155H212L213 157L216 155V154H219V155H216L214 158H210V155L208 156L209 158H207V155H208V153ZM221 152V153H220ZM28 153V154H27ZM48 153V154H47ZM74 153V154H75ZM195 153V154H194ZM198 153V154H197ZM201 153V154H200ZM213 153H214V155H213ZM223 153V156L221 155V159H220V154H222ZM228 153V154H227ZM233 153V154H232ZM237 153H238V155H239V158H238V155H237ZM248 153H250V152H248ZM2 154L0 155V158H1V156H2ZM37 154V153H36ZM36 154H35V156H36ZM74 154H71V155H74ZM157 156H156V155ZM177 154V155H176ZM195 155V158H193L194 157V155ZM196 154H197V156H196ZM207 154V155H206ZM230 154H232L231 156H230ZM10 155H12V154H10ZM9 155V153H8V156H10ZM27 155V156H26ZM37 155V156H38ZM77 155L75 156V159L73 160V162H74V164H76V160H78V158L76 159V157H77ZM83 155H86V156H83ZM184 155V156H183ZM201 157H200V156ZM204 155H206L205 157L206 158H204ZM224 155H226L227 157H228V159H226L227 160V162H230L228 165H229V170L227 169V171L229 172H227L226 170H225V168L228 166V165H226L227 164V162H225L226 164H222V163H220V161L221 162H223V161H226L224 158H226ZM235 155V156H234ZM248 155H250V154H248ZM260 155H261V153H260ZM260 155L259 156H257V154L255 155V156H257V157H260ZM264 154L262 153V155L261 156H263ZM8 156H7V160L9 159L8 158ZM15 155H12V157H14ZM17 156V155H16ZM23 156V157H22ZM82 156L83 157H85L86 159H87V154H82ZM174 156V157H173ZM178 156V157H177ZM185 156H186V158H185ZM192 156V157H191ZM202 156H203V158L204 159H202ZM243 156V157H242ZM4 156H2V158H3ZM11 157V158H12ZM26 158V160H25V158ZM74 157V156H73ZM72 157V158H73ZM78 157H81V155H79ZM200 157V158H199ZM223 157V158H222ZM235 157L237 158V159H235ZM248 157V156H247ZM5 158V157H4ZM3 158V159H4ZM20 158V160L19 161H22V159ZM33 158H34V155H33ZM84 158V159H85ZM174 158V159H173ZM197 158V159H196ZM218 159L217 161H218V163H219V165H221L222 164V166L223 167H218V164L216 165V163H217V161H215L216 159ZM261 158V157H260ZM262 158H264V157H262ZM13 159V158H12ZM12 159H10L11 160V162H13V160ZM188 159V160H187ZM196 159V161H194ZM198 159H200V160H198ZM209 159V160H208ZM220 159V160H219ZM233 159V160H232ZM5 160V159H4ZM6 160V161H7ZM9 160V161H10ZM14 160V161H15ZM79 160H80V158H79ZM78 160V161H79ZM81 160H82V158H81ZM81 160H80V165L83 167V165L81 164L82 162H83V160H82V162H81ZM175 160V161H174ZM204 160V161H203ZM223 160V161H222ZM231 160H232V162H231ZM235 160V161H234ZM243 160V159H242ZM245 160V159H244ZM247 160V159H246ZM245 160V161H246ZM25 161V162H24ZM27 161V162H26ZM77 161V164L79 163ZM172 161H174V162H172ZM179 161V162H178ZM190 161H194L193 163L192 162H190ZM197 161H200V162H197ZM209 161H211V162H208ZM241 161V162H240ZM178 162V163H177ZM202 162H203V164H202ZM204 162H206L205 163V166H204ZM212 162H214V163H212ZM233 162L234 163H236V164H233ZM239 162V163H238ZM177 163V164H176ZM198 163L199 164H201V165H198ZM238 163V164H237ZM73 165L74 166V168H73V170H74V172H76L75 170H77L75 167L76 166H78V165ZM153 164V165H152ZM174 164V165H173ZM189 164V166H191V167H185V166H187ZM192 164H193V167H192ZM196 164V165H195ZM211 166H210V165ZM214 164V165H213ZM231 164V165H230ZM233 164V165H232ZM241 166H240V165ZM207 165V166H206ZM226 165V166H225ZM237 166V168H239V167H243L241 170H240V175H242V176H239L238 178H237V176L235 175V171H232V169L233 170H236L235 169V167ZM117 167H118V165H116ZM199 166V167H198ZM203 168V170L204 171H202L201 169V167ZM215 166V168H216V170H215V168L213 169V167ZM230 166H232V167H234V168H232V167H230ZM79 167V166H78ZM194 167H196V168H198V169H195ZM208 167V168H207ZM219 169H218V168ZM225 167V168H224ZM21 168V167H20ZM176 168H179V169H176ZM187 168H189L188 170H187ZM194 168V169H193ZM201 168V169H200ZM207 168V169H206ZM211 168V169H210ZM224 169L222 172H221V170L220 169ZM247 170H246V169ZM249 168H252V170L251 169H249ZM28 169V171L26 170L25 171V169H24V171H25V173L26 172H29L30 173V170H29V168H27ZM33 169V168H32ZM80 169V170H79ZM82 168H78V172L80 171H84L85 173L87 172V170H81ZM176 169V170H175ZM186 169V170H185ZM246 171H245V170ZM254 169H259V170H261V171H259V170H257V171H255ZM139 169H137V170H135V172L136 171H138ZM177 170H180V171H177ZM185 170V171H184ZM194 170V171H193ZM199 170H201V173H200V171ZM244 170V171H243ZM249 170H251V171H249ZM23 173H22V172ZM19 173H18V175H20V176H23L22 174H25L24 173V171H23V169L21 170ZM32 172L34 171V170H31ZM131 170H129V171H127V173L128 172H130ZM140 171V170H139ZM138 171V172H139ZM185 172V173H187V172H189V173H191L190 175L189 174H185V173H183V172ZM197 171V176L196 175H194V177L192 176L193 174H195V172ZM213 171H215V173L213 172ZM218 171V173H216ZM257 172L256 174H255V172ZM133 172V171H132ZM138 172H136V173H138ZM206 172V173H205ZM208 172H209V174H211L210 176H211V178L209 177V178H206V177H208ZM231 172H235V173H231ZM243 172H245L244 174H243ZM253 175V177L251 176V174ZM126 173V172H125ZM179 173H181V174H179ZM200 173V175H198ZM205 173V174H204ZM213 173V174H212ZM224 174V176L226 175V174H228V175H226L225 177H224V179L223 178H220L219 179V176H216V175H220V174ZM249 173V174H248ZM258 173V174H259ZM87 174V173H86ZM86 174L85 175H83L84 177H85V179H83V178H81V179H83L82 181H83V183L79 186V183H78V185L77 186H79V187H81L84 183L86 184V182H87V180H86V178H87V176H86ZM129 174V173H128ZM135 173L133 172V175H131V176H133V178L130 176V175H127L126 174V176H125V174H124V177H123V175L121 174V177H123V179L121 180L120 179V184H121V181H123V185L125 186L126 184L127 185H129L130 183H132V182H129V180L131 181H135L134 179H136L137 181H138V179L140 178V177H142V174L140 175V177H138L137 178V175H136V177H134L135 175H134ZM138 174H140V172L138 173ZM179 174V175H178ZM183 174V175H182ZM206 174H208L207 176H206ZM215 174V175H214ZM231 174V175H230ZM237 174H238V172H237ZM246 174L248 175L247 177H245V180H244V177L243 176H246ZM203 175V177H201ZM250 175V176H249ZM14 177H11V182H12V178H14L13 179V182H15L14 180H15V176H17V174L16 175H13ZM20 176H19V178H20ZM68 176V175H67ZM128 176V177H127ZM139 176V175H138ZM181 176V177H180ZM183 176V177H182ZM185 176H188L189 178H185ZM206 176V177H205ZM214 176V177H213ZM223 176V175H222ZM82 177V176H81ZM121 177H119V178H121ZM130 178L127 182H126V180H127V178ZM200 177V178H199ZM216 177H218V178H216ZM220 177H221V175H220ZM228 177V178H227ZM231 177H234V180H232L231 179ZM243 177V178H242ZM250 177V178H249ZM18 178V177H17ZM16 178V179H17ZM125 178H126V180H125ZM185 178V179H184ZM193 178L194 179H196V180H193ZM201 178H202V180H201ZM216 180H218V181H215V179ZM227 178V179H226ZM239 178H240V180H239ZM248 178V179H247ZM70 179V178H69ZM97 179V178H96ZM190 180V182H191V184H190V182H189V180ZM200 179V181H198ZM205 181H204V180ZM207 179H209V180H207ZM213 179V180H212ZM225 180V181H223V180ZM230 179V180H229ZM235 179L237 180H239V181H236L235 182ZM243 179V180H242ZM249 180V181H247V180ZM259 179V180H258ZM47 180V179H46ZM61 180V179H60ZM65 180H67L68 181V177H67V179H65ZM64 180V181H65ZM71 180V179H70ZM86 182H85V181ZM178 180H180L179 182H177ZM182 180V181H181ZM188 181L189 183L188 184H186V181ZM193 180V181H192ZM252 180V181H251ZM17 181L18 182H20L21 181V178L20 179H17ZM65 181V182H63V180H62V182H63V185L65 186L66 185V183H68L65 187L63 186V187H60V185L62 184V182L61 183H59L58 181V186L56 185V187L54 186L55 184H54V182L52 183L53 184V186H52V188L54 187L55 188V190H58V191H61V193H62V190H59V188L61 189H65V188H67L65 191L68 193H70L69 195H70V198H71V200H73V203H77V200L80 202V203H77V205H78V207H79V211H76V213H78V212H80V210H82L81 209V207H83V205H85V203L87 202H93L94 200H97V198L99 199V197H98V195H97V192H98V190H99V188L101 187H99L95 182V180H94V185L92 184V185H90V186H92L93 188H91V189H97L98 187V189L95 191V196H94V191L93 190H91V191H93V192H91V191H89L90 193H88V191H87V189H85V187L87 186V184H86V186L84 187V185L82 186V187H84V189H82V188H80V189H82L81 191H83V190H85L84 192L86 193H82V194H80L82 197H86L87 196V193L88 194H90V195H93L92 196V198H90L89 197V201H87V199H88V197H87V199L85 200L86 202L83 204L82 203V205H81V202L83 201L82 200V198H80L81 196H79L78 194L81 192H76L77 190H75L74 189V187L72 186L75 182H76V180L74 179V181H72L71 183H73L72 185H70L71 183L68 181ZM81 180H80V182H82ZM136 181V182H137ZM139 181L141 182H143V186H144V181H143V177L142 178H140L139 179ZM138 181V182H139ZM174 181H176V185H174V186H172L173 184V182ZM184 181V182H183ZM199 182V183H196V182ZM217 182L216 184H215V182ZM220 181V182H219ZM223 181V182H222ZM229 183V185H228V183ZM230 181V182H229ZM246 181H247V184H246ZM2 183H4L3 181H1ZM0 182V188H4V191H5V188H10V186H11V184L10 183H6V184H10L9 185V187H8V185H6V186H3L2 185V187H1V183ZM10 182V181H9ZM18 182L17 183H15V184H17V186H18ZM36 182H38V181H34L33 182V184L34 183H36ZM44 182H47V181H45V179H43V182L41 183V185H44ZM119 181H117V184L116 185H118L119 183H118ZM125 182H126V184H125ZM139 182V183H140ZM183 182V183H182ZM192 182H193V186H191L192 185ZM204 182V183H203ZM205 182H206V184H205ZM235 184H234V183ZM242 182V183H241ZM245 182V183H244ZM39 183V182H38ZM70 183V184H69ZM196 183V184H195ZM202 183V184H201ZM211 183V184H210ZM222 183H224L223 185H220V184ZM233 185H232V184ZM240 183V184H239ZM249 183V184H248ZM257 183V184H256ZM37 184V183H36ZM36 184H34V185H32V186H35ZM46 185L47 184H49V183H45ZM142 184V183H141ZM140 184V185H141ZM183 184V185H182ZM198 184V185H197ZM201 184V186H203V187H201V188H199V189H201L200 191H203V194H202V192H200V191H198V187H199V185ZM204 184H205V186H206V190H208L207 192L205 191V189H204ZM213 184H214V186L216 185V186H218V187H216L215 188V190L213 189L212 190V188H214V187H212L213 186ZM227 184V185H226ZM253 184H255V185H253ZM263 184V185H262ZM38 185V184H37ZM36 185V186H37ZM46 185H44V187L46 186ZM50 185H51V183H50ZM47 186V187H45V188H48V190L50 191V189H51V186ZM97 186V188H96V186ZM126 185V186H127ZM134 186L136 185V183L134 182V184H133ZM131 186V184H130V186L132 187V188H130V189H133V190H129V189H127L128 190V192H126L127 190H125L126 188H129V187H123L122 185H120L121 186V189L120 190H122V187L123 188H125L124 189V193L126 192V194H127V196L128 195H130L131 194V196H130V198L132 199H134V197H135V194H137V193H135V192H137L138 190L139 191H141V188H140V185L137 183V185H136V187H135V190H134V186ZM180 185V186H179ZM182 185V186H181ZM196 185L198 186V187H196ZM235 185H238V187L237 186H235ZM241 185H242V187H241ZM246 185H248V187L246 186ZM251 185H252V187H251ZM68 186V187H67ZM69 186H71V188H69ZM95 186V187H94ZM103 186V185H102ZM120 186H118V188L117 187H115V188H117L116 190H118L119 191V187ZM139 186V187H138ZM142 186V185H141ZM156 186V185H155ZM155 186H154V188H152V192L153 193H155V191L154 190H156V192H157V190H158V186H156V188H155ZM189 186V187H188ZM194 186H195V190H194ZM208 186V187H207ZM227 186V187H226ZM230 186V187H229ZM235 186V187H234ZM244 186H246V187H244ZM249 186H250V188H252L251 189V191H250V188H249ZM254 186H255V188H256V186H257V188L255 189L254 188ZM258 186H262L261 187V189H260V187H258ZM19 187V186H18ZM43 187V188H44ZM58 187V188H57ZM106 187V185L103 187V189H102V187L100 188L101 190H100V192L102 191L103 192V190H104V188ZM158 187V188H157ZM177 187V188H176ZM193 187V188H192ZM225 187V188H224ZM57 188V189H56ZM87 188V187H86ZM189 188H190V190H189ZM197 188V189H196ZM228 188L231 190V191H229L228 190ZM240 190V193H239V190ZM241 188V189H240ZM249 190H248V189ZM8 189H6V190H8ZM12 189H14L13 187H11V192H12ZM41 189H42V187H41ZM76 189H78V187L76 188ZM79 189V190H80ZM94 189V190H95ZM105 189H107V188H105ZM189 190L188 192L187 191H184V190ZM219 189L220 190H222V193H221V191H220V193H221V198L222 199H220V201H219V198L220 197H218L217 198V196H220V193H219ZM233 189H236L235 191H236V193L234 192V190ZM255 189V190H254ZM3 191V189H0V191ZM47 190V189H46ZM54 190V192H56ZM75 190V191H74ZM194 190V191H193ZM210 190H212V192L210 191ZM224 190V191H223ZM233 190V191H232ZM248 192H247V191ZM260 190H261V192H260ZM51 191H53V190H51ZM64 191V192H65ZM71 191L73 192L74 191V193L77 195V198H74V196L76 197V195H72L71 196ZM87 191V192H86ZM118 191H114V192H107V195H108V193H109V195L112 193V195H116V194H114V193H117ZM123 191V190H122ZM129 191H130V193H129ZM138 191V192H139ZM143 191V190H142ZM141 191V192H142ZM176 191V192H177ZM196 191H197V193H196ZM210 191V192H209ZM216 191V192H215ZM229 191V192H228ZM246 191V192H245ZM254 191H256V192H254ZM262 191H263V193H262ZM6 192V191H5ZM5 192H2L1 194H0V200L2 201V202H4V200L7 202V200H8V197H9V194H10V191H8L7 193H6V195H8V197L5 195ZM99 192V193H100ZM183 192V193H182ZM190 192H193V193H190ZM200 192V193H199ZM231 192H233V193H231ZM242 192H244V193H242ZM250 192V193H249ZM259 194H258V193ZM4 193V194H3ZM93 193V194H92ZM119 193V192H118ZM117 193V194H118ZM120 193L121 194H124L123 192H121L120 191ZM119 193V194H120ZM129 193V194H128ZM134 193V195H132ZM186 193V194H185ZM189 194V197L191 198H189V200H188V194ZM199 193V194H198ZM209 193V194H208ZM227 193V194H226ZM229 193H230V195H229ZM247 193V194H246ZM253 193H254V195H253ZM261 193H262V195H261ZM63 194V193H62ZM85 194V195H84ZM103 194V193H102ZM185 194V195H184ZM190 194H191V196H190ZM205 194H206V196H205ZM232 194V195H231ZM237 194V195H236ZM256 194V195H255ZM5 195V196H4ZM61 195V194H60ZM68 195V194H67ZM101 195V193L99 194V196ZM108 195V196H109ZM138 195H141V193H139ZM181 195V196H180ZM195 195H196V197H195ZM208 195H209V197H208ZM210 195H212V201L214 200V202H212L211 201V196ZM227 195V196H226ZM234 195V196H233ZM244 195V196H243ZM246 195V196H245ZM252 195V196H251ZM258 195V197H261L262 196V198H258L257 199V196ZM89 196V195H88ZM102 197L104 196L106 199L108 198L109 199V197L108 196H106L105 194L104 195H101ZM118 196V195H117ZM116 196V197H117ZM124 196H125V200H126V195L124 194ZM134 196V197H133ZM179 196H180V199H179ZM182 196L184 197V198H182ZM192 196H194L195 198H192ZM197 196H198V198H197ZM199 196H202V197H199ZM225 196V197H224ZM243 198H242V197ZM254 196V197H253ZM1 197L3 198V200L1 199ZM5 197H7L6 199H5ZM69 197V196H68ZM103 197V198H104ZM120 197H123L122 195H120ZM138 197L139 196H137L134 200L132 199V201H134V202H131V203H134V204H129L128 202V200H130V198H129V196H128V200H126V202H127V204L125 203V204H123L124 202H122V204H120L121 203V201H123V199L124 198H122V200L120 199V202L118 203V199H116V198H112L113 200L115 199V200H118L117 201V203L118 204H116L117 206H119L118 208H120V209H122V207L123 208H127V207H130L131 205V207L130 208H127V209H125L126 210V214H130V215H127L128 217L129 216H131V218H129V219H131L132 220V218H133V222L135 221V224L134 223H132L131 222V220L130 221H128L130 224L132 223V227L133 226H135V227H133V229H131V227L129 228V225L127 226V221H126V218L128 219V217H126V215L124 214V209H122V210H120V209H118L116 206H113V207H115V208H117V209H115L114 210V208H113V210H112V208H108V206L110 205L111 207H112V204H115V203H113L112 201H107V200H105L104 199V201H105V203H106V201H107V203L108 202H110V204L108 203V205L106 204V206L104 205V208L106 209V207H107V209L109 210L110 209V212H113V214L112 213H109V212H107V214L109 213L110 214V216L112 215H117L118 214V212H119V214L117 215V218L118 217H120L119 219H117L116 220V215H115V217L113 218L112 216L111 217H109L110 219H112L113 218V220H114V222H117V225H116V223L114 224V222L113 221H111L110 219H108V216L109 215H107V214H105V215H107V221H106V219H104V216H103V219H104V221H98L97 219H98V217L99 216H101V214L102 213H106V211H108V210H103L102 209V211L99 213V212H97V211H93V210H96V209H91V211H89L88 212V214H89V216H91L90 214H92L93 213V217H89V218H97L96 220H93L92 222H91V220L89 221V222H91L92 224H93V222L94 221H96V222H99L98 223V225H99V227H98V229L100 228L101 229V231H103L105 234V239L106 240H108V236H109V240L113 243V245H118V244H125V242H126V246L124 245V247H121L122 248V253H121V251H120V253L122 254V256H121V254L119 255L118 254V252L117 253H115V254H117L119 257L117 258V260H115L114 259V261H113V259H112V261L113 262H115V261H117L116 262V264H122V262H124V259H121V257H126L127 255H125L126 253H128V255L130 254L129 252H127L128 250H130V249H127L128 247L127 246H129V242H130V245H133V243L131 242V241H134L135 240V242L137 243V241L138 240H136V237H134L135 236V234H137V230L139 229L140 230V228H141V226H142V228H143V226L145 225V223H146V221H147V217L148 216H144L143 218H142V213L144 214V215H146L149 211H146V210H144L146 207H147V205H150V206H148V207H150L151 208V210H152V205H151V203L149 204V201H147L146 203H140V206H138L139 205V203H138V205H136L137 204V202L139 201V199H138ZM229 197V198H228ZM235 197V198H234ZM238 197V198H237ZM245 197V198H244ZM248 197H251V198H248ZM256 197V198H255ZM69 198V199H70ZM79 198L81 199V200H79ZM93 198H95V199H93ZM101 198V197H100ZM102 198V199H103ZM199 198H201V199H199ZM204 198H208V200H206L208 203H206V201H204L205 199ZM216 198V199H215ZM225 200H224V199ZM228 199V201H229V199H230V201L228 202L227 201V199ZM232 198H234L235 200H236V202H235V200L234 199H232ZM248 198V199H247ZM253 198V199H252ZM76 199V200H75ZM84 199V198H83ZM92 201H91V200ZM102 199H99V204H100V201L102 200ZM151 199H154V196L151 198ZM192 199H195V201L194 200H192ZM259 199H260V201H259ZM263 199V200H262ZM109 200H111V198L109 199ZM198 200H200V201H198ZM223 200L224 201H226L225 202V206L223 207L222 205H224V202H223ZM239 200H241L243 203H241ZM247 200V201H246ZM252 200H255V201H252ZM262 200V201H261ZM1 201H0V203H1ZM103 201V200H102ZM101 201V203H103V204H105L104 202H102ZM131 201V200H130ZM137 201V202H136ZM192 201V202H191ZM216 201V202H215ZM217 201H219V203L217 202ZM247 203H246V202ZM256 201H257V203H256ZM259 201V202H258ZM88 203V206H90L91 205V203ZM112 202V203H111ZM136 202V203H135ZM151 202V201H150ZM194 202V203H193ZM199 202V203H198ZM212 202V203H211ZM221 202H223L222 204H221ZM228 202V203H227ZM235 202V203H234ZM249 202V203H248ZM255 202V203H254ZM76 203H75V205H76ZM94 203H95V201L93 202V204L92 205H94ZM97 203H98V201H97ZM187 203V204H186ZM189 203H190V205H189ZM195 203H197V204H195ZM211 204V206H210V204ZM217 204V205H215V204ZM253 203V204H252ZM262 203V204H261ZM103 204L101 205V208H103L102 206H103ZM123 205L122 207H120V205ZM142 204H143V207H142ZM195 206H193V205ZM205 204H207L208 205V207H210L209 209L208 208H206V205ZM220 204V205H219ZM227 204H228V206H227ZM241 204H242V206H241ZM260 204V205H259ZM2 204H0V207H1V209H0V214L1 213H3L5 210H4V208L2 207V206H5V205H2ZM76 205V206H77ZM79 205H81V207L79 206ZM91 205V206H92ZM125 205L127 206V207H125ZM136 206L137 207V209H138V207H140L138 210H140V211H142V209H143V211L142 212H136V211H134L135 209H136V207H134V206ZM184 205V206H183ZM238 205V206H237ZM257 205V206H256ZM263 205V207H261ZM74 206V205H73ZM185 206L187 207V206H189L190 208H192V209H190L189 207H187V208H185ZM192 206V207H191ZM230 206V207H229ZM249 206V207H248ZM141 207H142V209H141ZM148 207L146 208L147 210H148ZM184 207V208H183ZM194 207V208H193ZM200 207H201V209H200ZM212 207V208H211ZM217 207H219L218 208V210L216 211L215 210V212H214V209L215 208H217ZM229 207V208H228ZM235 207V208H234ZM76 208V209H75ZM75 208H73V210H78L77 209V207H75ZM133 208H135L134 210H132ZM149 208V209H150ZM197 210H196V209ZM224 208V209H223ZM257 208H258V210H257ZM260 208H262V209H260ZM2 209H3V212H1L2 211ZM128 209H131L132 211H131V213L132 214H135V215H140L139 217H136V216H134V215H132L130 212H127V211H130V210H128ZM187 209V210H186ZM205 209H207V210H205ZM213 209V210H212ZM224 210V212L222 213V211ZM226 209V210H225ZM232 211H231V210ZM240 209V210H239ZM243 209V210H242ZM251 209H253V210H255L254 212H253V210H251ZM112 210V211H111ZM151 210H150V212H151ZM189 210V211H188ZM213 212H212V211ZM220 210V211H219ZM235 210V211H234ZM105 211V212H104ZM115 211H118L117 213H115ZM120 211H123V213L122 212H120ZM146 211V212H145ZM195 211V212H194ZM196 211H198L199 213H197ZM205 211H207V212H205ZM220 213H219V212ZM251 212V213H249V212ZM91 212V213H90ZM96 212V213H95ZM186 212V213H185ZM193 212V213H192ZM203 212H205V215H204V213ZM210 212V213H209ZM239 214H238V213ZM5 213V212H4ZM97 213L98 214H100V215H98L97 216ZM115 213V214H114ZM123 214V216H125V217H123V216H121L122 214ZM137 213V214H136ZM139 213V214H138ZM197 213V215H195ZM201 213V214H200ZM209 213V214H208ZM213 213V214H212ZM219 215H218V214ZM237 213V214H236ZM243 213V214H242ZM182 214L184 215L185 214V216H182ZM189 216V218H187L188 216ZM191 214V215H190ZM199 214H200V216H199ZM212 215V217H211V215ZM221 214V215H220ZM225 216H224V215ZM249 214V215H248ZM255 214V215H254ZM259 214H260V216H259ZM3 215V214H2ZM1 215V216H2ZM5 215V214H4ZM97 217H96V216ZM103 215V214H102ZM120 215V216H119ZM206 216V217H208V219L210 218L211 219V221L213 222L212 224H211V221H210V219L209 220H207V218H206V220L207 221H209V222H206V220H204V216ZM209 215V216H208ZM214 215V216H213ZM218 215V216H217ZM238 215V216H237ZM243 215V216H242ZM254 215V216H253ZM187 216V217H186ZM193 218H192V217ZM195 216H197V218L195 217ZM199 216V217H198ZM202 216V217H201ZM220 216H221V218H220ZM224 216V217H223ZM229 216V217H228ZM246 216H248L247 218H246ZM102 217V216H101ZM134 217H135V219H137V218H139V221H138V219L137 220H134ZM141 217V218H140ZM204 217V218H203ZM213 217H216V220H215V222H219L218 224H216V223H214V220H213ZM223 217V218H222ZM237 217V218H236ZM239 217V218H238ZM1 218H3V216L2 217H0V219ZM100 218V217H99ZM124 220H123V219ZM199 218V220H200V223H198L199 221L197 220ZM226 218H227V220H226ZM230 218L232 219V221L230 220ZM236 218V219H235ZM242 218H244V219H242ZM3 219H5V216H4V218ZM120 219H122L123 221H118V220H120ZM143 221V222H141V220ZM185 219V220H184ZM189 219V220H188ZM190 219H191V221H190ZM215 219V218H214ZM220 219V220H219ZM235 219V220H234ZM241 219H242V221H241ZM260 219H262V218H260ZM264 219V218H263ZM260 220L259 221V223L261 222V224L263 225V223L262 222H264V220ZM2 220V219H1ZM99 220H102L101 218L99 219ZM109 220L111 221V222H113L112 224H114V225H112L111 224V222L107 225V223L109 222ZM183 220H184V222H183ZM193 220H196V221H194L193 222ZM202 220H204L205 222H206V224L208 225H205V228H204V225H202L203 223L205 224V222H203ZM239 220V221H238ZM244 220H246L245 222H244ZM105 221L107 222V223H105ZM127 223H126V222ZM190 221V222H189ZM221 221H224V222H226V223H221ZM236 223H235V222ZM88 221H87V228L88 227H90L89 226V223ZM104 224H103V223ZM119 222V223H118ZM121 222H124V224H126V225H121ZM138 222V223H137ZM139 222H140V226H137V224L139 225ZM187 222H189V223H187ZM197 222V223H196ZM203 222V223H202ZM241 222H242V224H241ZM244 222V223H243ZM89 223V224H88ZM128 223V224H129ZM137 223V224H136ZM143 223V224H142ZM187 223V224H186ZM202 223V224H201ZM209 223H210V225H211V227H210V225H209ZM247 223V224H246ZM101 224H102V227L105 225L107 228H112V227H109V226H114L115 228H113L112 229V232H113V236L111 235V237H112V239H110L111 237H110V233L112 234V232H107V231H104V229L106 228L105 226L103 227V228H101ZM120 224V225H119ZM184 224V225H183ZM188 224L190 225V226H188ZM193 224V225H192ZM194 224H195V226H194ZM213 224H215V226L216 227H213ZM226 224H228V225H230V226H228V225H226ZM232 224V225H231ZM238 224V225H237ZM11 225H13L12 223L10 224V229L11 228H13L14 229V225L13 226H11ZM95 225H97L96 223H95ZM198 225H200V226H198ZM223 225V226H222ZM224 225H226L225 227H224ZM246 225V226H245ZM122 226H124V227H128L127 229L126 228H124V227H122ZM189 228H188V227ZM220 226V227H219ZM231 226H233V227H231ZM93 227H94V225H92V229H93ZM120 227H121V230H120ZM184 227H186L185 229H184ZM196 227V228H195ZM198 227V228H197ZM199 227H201V229L199 228ZM206 227H208V228H206ZM213 227V228H212ZM217 227L219 228L218 230H220V231H218L217 230ZM242 227V228H241ZM251 227V226H250ZM122 228H123V230H122ZM142 228H141V230H142ZM193 228V229H192ZM210 228H212V229H210ZM252 228V227H251ZM9 229V230H10ZM13 229H12V231H13ZM91 230V228H88V230ZM103 229V230H102ZM109 229H105V230H108L109 231ZM124 229H126V231L127 230H129V229H131V232L130 231H127L126 233H128V232H130V237H132V240H130L131 238L127 235V234H125L126 236H127V238L125 239V236H123L124 234H122L123 232H125L124 231ZM195 229V230H194ZM202 229H203V231H204V234H203V231H202ZM207 229V230H206ZM9 230H8V232H9ZM87 230V231H88ZM133 230V231H132ZM135 230V231H134ZM138 230V231H139ZM194 230V231H193ZM199 230V231H198ZM227 230V231H226ZM234 230V231H233ZM100 231V232H101ZM121 231H123L121 234H122V236L120 237V232ZM185 231H186V234H185ZM196 231V232H195ZM205 231H207V232H209V233H207V232H205ZM214 231H216V233L219 235L220 234V236H218L216 233H214ZM218 231V232H217ZM225 231V232H224ZM88 232H90V231H88ZM103 232H102V235H103ZM119 233V236H117L118 235V233ZM191 232H195L194 234L193 233H191ZM221 232H223V233H221ZM229 232V233H228ZM10 233H11V231H10ZM13 233H14V231H13ZM107 233H109V235L107 234ZM194 236H192L191 234ZM199 233V234H198ZM200 233H202V234H200ZM227 233V234H226ZM234 233V235H232ZM198 234V235H197ZM209 234H211V235H209ZM221 234H223V235H221ZM13 234H11V236H12ZM116 235V239L117 238H120L119 240L121 241H123V242H121V243H118V240H113V238H114V236ZM133 235V236H132ZM185 235V236H184ZM189 235V236H188ZM191 235V236H190ZM201 235V236H200ZM214 235V236H213ZM224 235H225V237H224ZM230 237H229V236ZM240 235V234H239ZM189 238V237H191V239H188L187 237ZM213 236V237H212ZM228 236V237H227ZM231 236H233V237H231ZM252 236V235H251ZM250 236V237H251ZM12 237H14V236H12ZM107 237V238H106ZM124 237V238H123ZM134 237V238H133ZM184 237H186L185 239H184ZM199 237V238H198ZM201 237V238H200ZM206 237H209V238H207V241L205 240L206 239ZM214 239V242H212L213 241V239ZM215 237V238H214ZM221 239H220V238ZM257 237V236H256ZM256 237L254 238V236H253V238H254V240L256 239ZM264 237V236H263ZM103 238V240L105 241V239ZM128 238H129V240H128ZM198 238V239H197ZM203 238V239H202ZM233 238V239H232ZM252 238V237H251ZM134 239V240H133ZM138 239V238H137ZM196 239V240H195ZM199 239H202V240H199ZM209 239V240H208ZM211 239V240H210ZM231 239H232V241H231ZM128 240V241H127ZM185 240V241H184ZM187 240V241H186ZM199 240V241H198ZM228 240H230V241H228ZM241 240V241H240ZM264 241V238H261V241ZM110 241H109V243H110ZM116 243H115V242ZM178 241V240H177ZM198 241V242H197ZM207 242L206 244L204 243V242ZM218 241V242H217ZM228 241V242H227ZM250 241H252V242H250ZM103 242V241H102ZM102 242H100V244L99 245H101V246H99V247H103V244L104 243H102ZM106 242V241H105ZM186 242H187V244H186ZM233 242V243H232ZM234 242H235V244H234ZM241 242V243H240ZM247 242V241H246ZM10 243L11 244H9V242H8V244H9V247L11 248L13 245L12 244H14V242L12 243L11 241H10ZM112 243H110V244H112ZM118 243V244H117ZM136 243H134V246L136 247ZM193 243V244H192ZM196 243V244H195ZM202 243V244H201ZM210 243V244H209ZM211 243H213V244H211ZM216 243V244H215ZM226 243V244H225ZM229 243V244H228ZM232 243V244H231ZM253 243V244H252ZM107 244H108V242H107ZM110 244H108L109 245V249H108V247H106L107 248V250L106 251H109L110 250ZM128 244V245H127ZM175 244V245H174ZM201 244V245H200ZM207 244L208 245H210V246H208L207 247ZM221 244H222V246H221ZM231 244V245H230ZM244 244V245H243ZM12 245V246H11ZM113 245H112V248H113ZM174 245V246H173ZM183 245V246H182ZM185 245V246H184ZM190 245V247H191V249L193 248V249H195V250H193L192 249V251L190 252V247H188ZM195 245V246H194ZM202 245H203V248L204 249H202ZM206 245V247H204ZM219 245L221 246V247H219ZM223 245H224V247H223ZM233 245V246H232ZM105 246H107L106 244H104V247ZM115 246V247H116ZM121 246V245H120ZM134 246H132V247H130L129 246V248H132L131 250H132V254H133V249H135V247ZM173 246V247H172ZM214 246V247H213ZM227 246H228V248H227ZM235 246V247H234ZM241 246H243V247H241ZM259 247H257L256 249H254L253 250V248H252V251H253V253H251L252 251H250L251 250V248H250V250H249V252H248V254L251 256V259L253 258V257H256L257 256V253L259 254H261L262 252V255H258V257L257 258H253V259H257V260H259L260 262H264L263 260H264V258H263V254H264V242H261L259 245H258ZM118 247V246H117ZM117 247H116V249H117ZM176 247V248H175ZM180 249V251H178V248ZM211 247V248H210ZM239 247H241V249L239 248ZM248 247L249 246H247L246 248L248 249ZM98 248V247H97ZM106 248H102L103 250H105ZM119 248L120 247H118V251H119ZM124 248V249H123ZM127 250H126V249ZM188 248V249H187ZM197 248V249H196ZM216 248V250H214ZM219 248V249H218ZM221 248V249H220ZM223 248V249H222ZM225 248H227V249H225ZM232 248V249H231ZM235 248V249H234ZM240 250H239V249ZM96 249V248H95ZM102 249H99V250H93V251H91V252H94V253H92L91 254V252H90V254H91V256L93 255L94 257H95V262L98 260V259H100L101 261H102V259L100 258V257H102V258H106L107 259V261H108V259H111L110 257H106L107 256V254L106 253H108V252H106V251H103L104 252V256L102 255V254H99L100 256H98L99 258L97 259V255H98V253L96 254V251L98 252H100ZM114 250H115V248H113ZM113 249H111L110 251H112L111 253H114L115 251H113ZM176 250V252H175V250ZM190 249V250H189ZM202 249V250H201ZM212 249H213V254H212ZM218 249V250H217ZM225 249V250H224ZM259 249V250H258ZM12 250H13V248H12ZM124 250V251H123ZM131 250H130V252H131ZM174 250V251H173ZM208 250V252H206ZM227 250V251H226ZM234 250V251H233ZM239 250V251H238ZM173 251V252H172ZM178 251V252H177ZM186 251V252H185ZM201 251H204V252H202V254L204 253V255H201ZM106 252V253H105ZM125 252V253H124ZM167 252V253H168ZM170 252H171V254H170ZM182 252V253H181ZM193 252V253H192ZM196 252V253H195ZM206 252V253H205ZM227 252H229V253H227ZM256 254H255V253ZM124 253V254H123ZM179 253V254H178ZM195 253V254H194ZM209 253V254H208ZM210 253H211V255H212V257H211V255H210ZM220 253V254H219ZM221 253H222V256H223V258L225 259V260H223L222 259V256H221ZM224 253V254H223ZM234 253H236V254H234ZM132 254H130V255H132ZM177 254V255H176ZM187 254V255H186ZM192 254V255H191ZM232 254V255H231ZM253 254L255 255V256H253ZM108 255H110V252H109V254ZM114 255V254H113ZM113 255L111 254L110 256H112L113 257ZM173 257H172V256ZM180 255H181V257H180ZM209 255V258H210V260L208 261V260H206L207 259V256ZM226 255V256H225ZM228 255V256H227ZM92 256V257H93ZM178 256V257H177ZM187 256H188V258H187ZM214 256H215V259H216V261H219L220 263H218V262H216L215 261V259H212V258H214ZM218 256V257H217ZM221 256V257H220ZM234 256H236L235 258H234ZM262 256V257H261ZM94 257L92 258V260L94 259ZM114 257H117V256H114ZM131 257V256H130ZM130 257H128L129 259H130ZM174 257L176 258V259H174ZM184 259H183V258ZM206 257V258H205ZM231 257V258H230ZM261 258V259H263V260H261V259H258V258ZM120 258V259H119ZM182 258V259H181ZM205 258V259H204ZM97 259V260H96ZM104 259H103V261H104ZM106 259H105V261H106ZM192 259V258H191ZM190 258L188 259V261L189 260H191ZM201 259H199V260H201ZM120 261V263H119V261ZM173 260V261H172ZM175 260H177V261H175ZM179 260V261H178ZM181 260V261H180ZM257 260H255L256 261V263L255 264H258V263H260L259 261H257ZM105 261H104V263L102 262L101 264H105ZM106 261V264H109V262H111L112 263V261L110 260V261H108L107 262ZM205 261V262H204ZM222 261V262H221ZM224 261V262H223ZM93 264H95L93 261H91ZM100 261L98 260V262H97V264L99 263ZM173 262V263H172ZM182 262V263H181ZM191 262V261H190ZM210 262V263H209ZM212 262V264H214ZM92 263H89V264H92ZM187 263V262H186ZM253 263V264H254ZM100 264V263H99ZM115 264V263H114Z\"/></svg>",
    "mask_w": 264,
    "mask_h": 264
}]
</instances>
